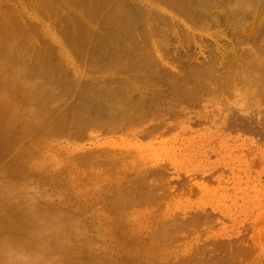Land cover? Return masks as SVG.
<instances>
[{
	"label": "rangeland",
	"instance_id": "1",
	"mask_svg": "<svg viewBox=\"0 0 264 264\" xmlns=\"http://www.w3.org/2000/svg\"><path fill=\"white\" fill-rule=\"evenodd\" d=\"M50 1H51L52 7H51V9L48 10L49 12L44 7L43 8H41V7L37 8L36 7L37 9H39V10L35 9L36 11H39L37 13L35 10H33L34 8H31L32 6L30 7L31 3L29 4V6L27 5L28 2H30L29 0H12V2L7 1V0H0V2H1L0 8L1 9H4V7L10 8L12 11H10L9 9L8 10L10 12H12L14 15L18 16L19 22H22L21 24H23L22 25L23 27H26V29H25L26 30V36H28V37H24L25 41H24V39L20 40L21 42L17 41V43H21L20 45L18 44L20 53L23 49V46L26 45L25 49L23 50L24 53H21L22 54L21 55L19 52H17L18 54L15 53V55H18V57L14 55L13 59H11L13 56V54H12L9 57L10 59H8L11 61L14 60L11 65H9L11 63V61L8 62L9 64H7V61L5 62V65L7 64L8 66L13 67V68L9 67L10 69L7 70L8 69L7 65L4 66V71L7 68L6 69L7 72H5V73L8 74V72L10 71L9 74H11L13 72V73L18 75L17 76L13 73L11 74L12 79H13V75H15L13 81H15V78H16L17 82H14V83L12 82L11 84L9 83L11 86L10 87L11 89L8 92L9 93L8 95H10L13 99H15L17 101V103L12 105L13 109L11 108V106L9 107L10 109H9L8 113H13V114L16 113L17 115L19 114L18 115L19 118L24 117L23 119H27L28 114L26 112H28V113L36 112L38 114V113H40V109H41V116L38 115L37 118H34L32 120L29 119L28 120L29 122H26V123H24L25 120L19 124H18V121H16L17 123L16 122H10L6 127L8 131H10L16 135L19 134V135L15 136V137H17L15 140H18L17 141L18 144H17V142L13 141V142H15L16 146L14 144L13 145L15 146L17 152H18V150H21V151L25 150L27 152L28 150L33 148L34 152L37 151L39 156L41 158L43 157L44 161H46L45 166H43V168L46 169L47 171L43 170L41 167H38V165L37 166L36 165L27 166V165L23 164V166H22L19 164L20 166L18 167L17 171H13V170L7 171L4 175H0V191H1V193L3 192L2 194H0V196L4 195L6 198H8L6 201V199L3 198L4 196L0 197V198H3L0 201L1 202L3 201L4 203L6 202L5 204L7 206L9 205V208H10V209H5L6 212L11 213L14 211V213L16 214L15 211L25 209L23 212L25 214H23L24 216L22 215V218H24L25 216H27V217H25L23 220L21 218V221H23V222H19L20 219L15 218L16 217L15 214H14L15 215V217H14L15 221L13 220L14 222L18 221L17 223H19V224H21V223L28 224V228H30V229H27V231L26 230L24 231L25 237H27V235H28L29 238H32L35 240V238L38 239L42 235H45L46 237H49L45 240V242L48 243L49 241H51L53 243V239L50 236V234L52 231H54L53 230L54 228H56L57 226H60L61 224H64V225H61L63 227L65 225L68 226L69 224H74V223H72V221H63V222L60 221L59 224L58 223L56 224L54 222V219H53L54 216H56V215L61 216V215H59V213L60 214L64 213V214H62L63 216L68 215V216H70V218H73L74 221L79 220V219H84V220L86 219L85 222L87 223L88 229H90V230H88L89 235H92V236L95 235L96 236V231L99 230L101 232L102 229L104 228V230L102 231L103 233L101 232L102 233L101 237L96 236L97 239L100 238V239H98V240H100V242H97L98 240H96V241L94 240V242H93V240H92V244H91L92 248L89 246L86 250V251H89L90 253L87 252V255H88L87 256L85 253L86 251H85L83 253L82 258L89 257V255H90L89 258L94 256L93 258L96 257L95 259H97L98 255H100L101 253H104V255L107 258H110V262L105 263V264H110V263L121 264V262H124L123 260H125V259L127 261L128 257L127 258H123V257L121 258V255H125L124 251L126 252V247L128 245L127 242L130 243L131 240H133L135 238L134 236H138L137 238H139V237L143 238V240L145 241V239L146 240L148 239L147 238L148 237L147 232H149V229H155L158 227H161L164 229L166 228L165 229L166 232L169 233L168 234V237H169L168 240L169 241L166 242L164 248H160V251H162V253H163L162 255L164 256L163 257L164 258L163 259L164 264L165 263L166 264H182V262L184 264H187V262H188V264H190L191 262L189 263V259L191 256H192L191 258H193V259L192 260L190 259V261L194 262V260H195L194 264H201V261H204V260L207 261V259L209 261V258L217 259V256H218V259H217L218 262H216L217 264L218 263L220 264V262H223V263L225 262L224 264H228V263L229 264H231V263L232 264H263L264 260H262V259H264V139H263L264 133H262V132H264V101H263L264 95H260L261 97L256 96L255 92H254V86L252 87V85H249V84L252 82V80H250V79L254 78L258 72L260 73L262 71V70L260 71L261 68H258V67L261 66L262 68H264V65H259L258 67H254L255 64L253 65V63H255L259 59L258 56H255L259 53H257V51H253L254 46H256V44H257V46L259 47V49H257L258 47L256 46L257 48L255 47V50H259V51H261L262 49L264 50V47H262V49L260 50V47H261L260 44L264 43V39H263L264 38V34H263L264 33L263 32L264 18L257 20V18L260 15L262 17H264V7H262V6H264V0H262L263 2L261 0H258V1L253 0L254 1L253 6L255 4H258V6L260 5L259 9L256 8V7H258L257 5L254 6L255 10L258 9L257 12L256 11L254 12V8L252 9V7L250 9H246L245 7H243L244 5H242V7H241V5L237 4V2H240V4H241L240 0H234V1L231 0V2H230V0H220V1L219 0L218 1L217 0H200V1L199 0H175V1L174 0H171V1L170 0L169 1L168 0H164V1L163 0H160V1H158V0H103V1L102 0H50ZM89 1H90V3L96 2L98 4H95L94 9L93 8L90 9L88 6V5H90ZM169 2L173 4V5L170 4L168 6L169 8L170 7L174 8L175 6L179 5L180 7L183 6L182 8L186 13H188V12L193 13V15L190 14V15H192L190 17L193 18V21L196 22L195 23L196 25H193L194 24L193 21H191V23L189 21H187L183 16L179 17V15H177V13L179 14V12L176 11L175 8L174 9L171 8L170 9L171 11H170L167 7V4H169ZM188 2H191V3H188ZM192 2H194V3H192ZM261 2L263 5L261 4ZM161 3H162V5H161ZM192 4L194 6H192ZM233 4H235V5H233ZM97 5H98V7H97ZM164 6L166 9L164 8ZM230 6L231 7L233 6V8L237 6L236 7L237 9H239V7H241L239 10H242V8L243 9L245 8V11L250 10L251 12L250 11H247V12L239 11V12H237V10H236L237 14H234V12H235L234 11L233 16H232L231 11H233V9ZM205 7H207V8H205ZM260 7H262V11H261ZM40 9L42 11L45 10L48 13H46L45 11H43V12H45V13H43ZM164 9L166 12H168V14L164 11ZM173 10H175V11H173ZM169 11L171 13H173L174 15H171V13ZM157 12H159V13H157ZM89 13H90V15H89ZM255 13H257L256 14L257 16H254ZM116 14L120 17V19L122 21L121 24H119L118 21H116V17H115ZM235 15H236V17H235ZM237 15L239 16L240 19L237 18ZM249 15H251V16H249ZM176 16H177V18H176ZM200 16H202L203 18ZM218 16H219V20H218ZM229 16L232 19L233 18L234 19L232 20ZM261 16L259 18H261ZM169 17L173 21H171V19ZM182 17H183V19H182ZM227 17H229V18H227ZM178 18H179V20H178ZM200 18L204 21H202V20L199 21ZM149 19H150V21H148ZM151 19H152V21L156 20L155 23H157V22L158 23L155 24L154 22L151 21ZM184 19L186 20L187 24H185ZM220 19H221V21H220ZM227 19L229 21H227ZM239 20L242 21L241 25H242V27H244V28L241 27L240 29H238L240 32L235 30L237 28H236V26H234V25H237L234 22H238ZM243 20L247 21V22L245 21L244 25H243V22H244ZM168 21H169V23H168ZM256 21H257V23L260 24L261 27H259V24L256 25V27H258V28L255 27ZM148 22L152 23L153 25L155 24V25L153 26L152 24H149ZM188 22L190 23V25H188L189 24ZM201 22H202V24H201ZM71 23H72V25H71ZM198 23H199V27H197ZM227 23L230 26H228ZM231 23L233 24L232 26H231ZM209 24H211V25L209 26ZM75 25H76V27H75ZM149 25H151V26H149ZM166 25H168V26H166ZM176 25H179V26H176ZM200 25L202 26V28ZM213 25H215V27ZM253 25H254V28H256L255 30L257 31V33L255 32V34H254V32H250L247 29V28L253 27ZM163 26L166 27L165 30H162V29H164ZM190 26L191 27L194 26L193 28H195V29L191 28ZM207 27H208V29H207ZM228 27H229V29H228ZM197 28H200V29H197ZM209 28H211L212 30ZM231 28H232V30L235 28L234 29L235 33H234V31L231 30ZM158 29L161 32H159ZM244 29L248 30L247 37H249L251 40L246 37V34H244V32H245ZM257 29H259V30H257ZM149 30H150V32H149ZM172 30H174V31H172ZM65 31H66V33H63ZM151 31H152V33H151ZM229 31L231 32V34ZM236 31H237V33H236ZM67 32H69V35ZM241 32H242V35H240ZM165 33H166V35H164ZM249 33H251L252 36L251 35L249 36ZM42 34H43V36H42ZM62 34L63 35L65 34V36H63ZM120 34H121V36H120ZM237 34L239 35V37H241V38L245 37L247 39L243 38V40L241 41V38H239V40L242 42L241 43L240 41H238V38H237L238 36H236ZM257 34L258 35L260 34L259 35L260 37ZM261 35H263V36H261ZM91 36H92V38H91ZM165 36H168V37H165ZM157 37L159 40L157 39ZM191 37H193L194 39ZM216 37H218V38H216ZM252 37H254V38H252ZM27 38H28V41H27ZM235 38H237V39H235ZM168 39H171V40L169 41ZM256 39L259 42L255 41ZM231 40H234V41L231 42ZM57 41H59V42H57ZM23 42L25 45H23ZM26 42H27V44H26ZM167 42H169V43H167ZM164 43H166V44H164ZM91 44H93V45H91ZM88 45H89V47H88ZM94 45H96V46H94ZM153 45L156 47H154ZM20 46H22V48ZM29 46H31V48L32 47L35 48V51L33 48L31 49ZM162 46H164V47H162ZM262 46H264V45H262ZM108 47H109V49H108ZM228 47H229V50H228ZM237 47L239 48V50H237L238 49ZM20 48H21V51H20ZM45 48H47V49H45ZM214 48H216V49H214ZM42 49H44V51ZM117 50H119V51H117ZM29 51H31V52H29ZM45 51H46V53H45ZM33 52H34V54H33ZM38 52H40L39 54H41V52H42L43 56L39 55ZM48 52L51 54H49ZM109 52H111V53L109 54ZM186 52H187V54H186ZM217 52H218V54H217ZM242 52L245 55L251 54L250 57L248 56V59H247V57L245 58V59H247L246 63H243V62H245V61H243V59H244L243 57L245 55ZM247 52H250V53H247ZM262 52L263 51H261V53ZM122 53H124V54H122ZM129 53H132V54H129ZM170 53L172 55H170ZM19 54L21 55V57ZM111 54H112V56H111ZM44 55H46V56H44ZM51 55L52 56L54 55L55 58H53V57L51 58ZM58 55L63 57L64 59H61V57H58ZM103 55H104V59H102ZM23 56H24V58H23ZM40 56H41V59H40ZM47 56H49V57H47ZM138 56L139 57L145 56V58H144V60L141 58L139 60V61H141V63L136 64L137 67H136V65H134L132 68L131 64L134 63V60H135L134 58H137ZM221 56H223V57H221ZM66 57L67 58L69 57L71 61H68L69 58L67 59ZM73 57H75L74 58L75 60L73 59ZM108 57H113V59L109 58V60H108L107 59ZM170 57L174 58V59H171ZM232 57H234V59L236 58L235 60L234 59L232 60L233 62L231 61ZM42 58H43L44 62H43ZM59 58H60V60H59ZM130 58H131V62H130ZM175 58H177L178 60ZM211 58L212 59L214 58L213 59L214 61ZM15 59L19 63L21 60L23 61L22 63H20V66H19V64H17L18 62L15 61ZM19 59H20V61H19ZM45 59L47 60L46 62H45ZM215 59H217V60H215ZM237 59H238V61H237ZM253 59L255 62L253 61V63H249V61L251 62ZM40 60H41V62H40ZM100 60H104V61L107 60L106 62L102 61V63L104 62L106 64H104V63L102 64L100 62ZM210 60H212L213 62ZM76 61H78V62H76ZM214 62H216L217 65H216V63L213 65ZM23 63H24V65H21ZM25 63H27V64H25ZM45 63H47V64H45ZM48 63H50V64L48 65ZM127 63H129L130 65L127 66L126 65ZM206 63H207V65H206ZM36 64H38V66ZM98 64H100V65L98 66ZM185 64H187V65H185ZM194 64L196 65L195 68L192 67V66H195ZM34 65H36V67ZM44 65H46L47 67L50 66L53 68V70L50 71V74H48L49 71L48 72L46 71L47 67ZM152 65L155 67H153ZM204 65L207 67H205ZM239 65H240V67L245 66V67H243L244 69L242 70V67L240 68ZM252 65H253V67H252L253 70L250 69L251 67L248 68L249 66H252ZM27 66L29 67V69L26 68ZM30 66H32L33 69L35 67L36 69H34V70L37 73L41 72V73L46 75V73H45V71H46L47 75H49V76H47L48 78L44 77V75L43 76L40 75L41 73H38V77L42 76V78L41 79L38 78V80H37V75H36V76H34L36 79H33V81H30L32 78H34L33 75H35L34 70H32V72H31L32 67H30ZM214 66L216 67V69L214 68ZM42 67L45 69H42L43 71L42 70L40 71V68H42ZM186 67H187V69H186ZM14 68H16V69L13 70ZM246 68L250 69V73L253 72L255 69H258V72L254 71V73H253L254 77H252V75H253L252 73L251 74L249 73L251 78L249 77L250 79H247L248 77H246V76H249V74H248L249 70H247ZM139 69H140V72H138ZM192 69H194V70L198 69L199 72H201L202 74H199L198 70L197 71L195 70V72L193 74H196V72H197V74H196L197 77H195V78L193 77L196 75H193L192 77H190L192 75L191 73L193 72ZM238 69L242 70V72L239 71ZM26 70H27V73H29V76H27L28 74L26 73ZM56 70H57V72H54ZM206 70H207V72H206ZM61 71H62V73H61ZM221 71H222V73H221ZM51 72L56 73L55 77H54V73L51 74ZM163 72H164V74H163ZM237 72H238V75L236 76ZM239 72H241V73H239ZM243 72H244V74H243ZM186 73H188V74H186ZM262 73L264 74V70ZM169 74H171V75H169ZM172 74H173V76H172ZM222 74H224V75H222ZM128 75H130V76H128ZM214 75H216V77L217 76H219V77L215 78ZM7 76L10 78L9 75H7ZM164 76H166L167 78ZM239 76H241V77L244 76V77L241 78ZM43 77H44V79H43ZM163 77L166 78L165 81H164ZM185 77H187V78H185ZM200 77H202V78H200ZM221 77H222V79H221L222 82L219 81V78H221ZM235 77H239V80H237ZM139 78H141L142 82L140 81ZM179 78H180V80H179ZM4 79L6 81L8 80V82L10 80H12V79H8L5 77H4ZM23 79H24V81H23ZM27 79H29L28 81L30 83L27 82ZM42 79H43V82H41ZM47 79H49V80H47ZM212 79H214V80H212ZM215 79H218V80H215ZM233 79L236 81H234ZM241 79H243V81ZM254 79H253V81H254ZM50 80L51 81L54 80L53 81L54 83H52V84H54L53 86H52V84H50L51 83V82H49ZM181 80H182V84L184 83L185 85L184 84L180 85V88L181 87L184 88V86H186L187 91L192 90L195 93H197L200 90L199 88L202 87L203 92L201 90L198 92V94H199V97H201L202 94H203V96H202V98H199L198 94H196L195 99H192V100H191V97L189 96L190 101L188 99L187 102H186V100H185V102L183 101L185 98L183 100H180L181 102L179 100H177V101H179L180 105L176 104L177 102L174 103L175 101H173L172 102L173 105L171 103L170 105H172V106L170 107V105H169V107H168L167 106L168 105V102H167L168 98L167 97L170 96L169 91H171L172 88H175V87H172V85L174 83L180 82V84H181ZM224 80H228V81H224ZM21 81H23V82H21ZM25 81L27 83H25ZM134 81H136V82H134ZM152 81L155 84L154 83L152 84ZM183 81H185V82H183ZM245 81H246V85H244ZM248 81H249V83H248ZM31 82L32 83L35 82L34 83L35 87L33 86V84L31 85ZM40 82H41V84H40V86H38ZM48 82H49V84H48ZM164 82L166 84L164 86H162L164 84ZM256 82L259 83L261 81L258 80ZM20 83L25 84V85H22ZM37 83H38V85H37ZM112 83H115V84H112ZM223 83L224 84L227 83V84L224 85ZM257 83H256V85H258ZM27 84H29L31 86L29 87V85H27ZM192 84L194 86H192ZM48 85L51 87H46ZM67 85L68 86L70 85L71 87L70 86L67 87ZM198 85H200V87H198ZM18 86H20V87H18ZM25 86L26 87L28 86L26 88V90H24ZM32 86L34 89H38V88L42 87L41 88L42 90L41 89L33 90V88H31ZM173 86H175V85H173ZM177 86H178V84H177ZM195 86H197L199 90H197V88ZM212 86H214V87H212ZM244 86H246V87H244ZM17 88L20 90L19 93H17L18 91L15 90ZM44 88L46 89V91L44 90ZM247 88L249 90H247ZM162 89L164 90V92ZM209 89H211V91ZM29 90H31V91H29ZM43 90H44L45 94L42 93ZM47 90L48 91L51 90V91L48 92ZM69 90H70V92H69ZM35 91L37 94L39 93L40 95L36 96L34 94ZM58 91L59 92L62 91V92H60L61 94ZM66 91H68L69 94L64 95V93H68ZM212 91H214V92H212ZM238 91L239 92L242 91V93H238ZM243 91L245 92V94ZM10 92H12V93L14 92L13 95L10 94ZM31 92H33V93H31ZM86 92H88V93H86ZM161 92H163V93H161ZM165 92H167V93H165ZM200 92H202V94ZM46 93H49V94H46ZM156 93H158L159 95H167L168 94L166 96V99H165V97H163V100L165 99L166 102L163 103L164 101H162V104H165L166 106L164 105V108L160 106L161 109L163 108V112L166 111L167 113L166 114L164 113V115H163V113L160 112L161 113V115H160L159 112L157 113V111H155V113L153 112V114H152V120H151V115L149 116V114L146 115L145 117H143L142 119H140L139 117L141 116V113L145 111L143 109V107L146 106L144 103H146V101H148L145 99H149V100L154 99V101H155L154 97H156ZM221 93H223V95ZM31 94L35 95L36 97L31 95ZM58 94L61 95L62 97L59 96ZM122 95L125 98H123ZM16 96H18V97H16ZM31 96L35 97L36 102H35V100L33 101V99H32L33 97L31 98ZM38 96H39V98H38ZM43 96L45 98L47 97L49 100L46 98L48 101L45 102ZM48 96H51V98ZM67 96H69L70 98H68ZM76 96L79 97L80 99L79 98L76 99ZM53 97H55L54 100L56 101V103H55V101H53V99H52ZM121 97L123 98V101H121V102L126 101L128 104H131V105L132 104L137 105L139 103H142L143 107H141L140 110L139 109L133 110L131 108L128 109L124 105L116 104L114 101L120 99ZM129 97H131V98H129ZM132 97H133V99L137 98V99H135L137 102L134 101L132 99ZM27 98H28V100H29V98H31L32 100L28 101ZM159 98H158V102L157 101L155 102L157 105H159V103H160ZM228 98H232V99H229L230 102H229ZM83 99H84L85 104L80 105L81 103H83ZM172 99H173V96H172ZM76 100H77L78 104L76 103ZM260 100H262V102ZM31 101H33V102H31ZM39 101L40 102L42 101V102L40 103ZM73 101H75L76 104ZM133 101H134V103H133ZM72 102H73V104H72ZM27 103H29L30 105H33V106L35 104V108L33 106H30V105H29L30 106V108H29ZM155 103H150L149 107L154 108L156 106ZM194 103H196V104H194ZM261 103H263V104H261ZM17 104H18V106L20 105L21 108L23 106L22 111L19 110L21 108L18 107ZM72 105H75L76 107L78 105L79 109L76 107L74 109V106L72 107ZM80 106L83 108H81ZM179 106H180V108H179ZM71 107H72V109H71ZM85 107L87 110L85 109ZM124 107H126V108H124ZM15 108L16 109L18 108V109L16 110ZM28 108H29V110L27 111ZM36 108H39V109H36ZM80 108H81V110H80ZM121 108L123 110H121ZM168 108L170 111H171V109L173 110V108H176V110L173 111L174 112L173 115L172 114L168 115V113H170V112H168ZM4 110H6V111H4ZM13 110H15V112ZM18 110H19V112H18ZM55 110H58L57 113ZM73 110H75V111H73ZM78 110H80V111H78ZM43 111L44 112L47 111V113L46 112L44 113ZM83 111H86V112H83ZM96 111H97V113H96ZM113 111H114V114H113ZM250 111H252V113H254V114H252ZM63 112H64V114H61ZM71 112H72V114H71ZM87 112L89 114H87ZM1 113H2V111H1ZM6 113H7V109H3L2 114H6ZM243 113H245L246 115H244ZM247 113L249 115H247ZM74 114H75V116H74ZM93 114H100L102 116L103 115H110L113 117L119 116L120 122L113 127H110L109 124H102V125L95 126L93 123H86L87 116H94ZM65 115H67V116H65ZM236 115L239 118L236 117ZM245 116L247 119L243 118ZM39 117H41L40 120L42 122L38 121ZM66 117H67V119H64ZM61 118L64 119V122L62 121ZM47 119H48L49 123L46 121ZM232 119H234L233 120L234 122L232 121V123H231ZM238 119L239 120L241 119L240 122ZM51 120H54V122ZM57 120L61 123H59ZM235 120L238 122H236ZM67 121L69 122V124ZM70 121H73V123ZM53 123H55V124L58 123L56 125L57 129L54 128L55 124L53 125ZM63 123H67V126ZM164 123L166 124L165 126H164ZM230 123H231V125H230ZM27 125H28V127H27ZM68 125H69L71 130L69 128L67 129ZM161 125H162V127H161ZM48 126L54 128L52 133L55 132L54 133L55 135L60 133L58 135L59 138L51 133L50 130L52 128H50ZM61 126H63L64 128ZM154 127H155V129H154ZM41 128H43V129L46 128L47 132L45 131V129L43 132L42 131L43 129H41ZM58 128H59V130H58ZM108 128L110 129V132H109ZM16 129H17V133H15ZM65 129H67V131ZM26 130L28 132H26ZM107 130H108V132H107ZM234 130H235V132H234ZM48 131L52 135H50ZM45 132H46V134H45ZM57 132H59V133H57ZM64 132H67L70 135H68L67 133L64 134ZM72 133H74L75 135L74 134L72 135ZM243 133H246V134H243ZM48 135H50V136H48ZM76 135L78 137H75ZM19 136H20V138H19ZM47 136L50 139H48ZM22 137H25V138H22ZM72 138H74V139H72ZM5 143H8V142H5ZM5 143L0 144V151H2V152H5L6 151L5 149H7L6 146H8V144H5ZM37 144H38V146H37ZM2 145H4V147ZM45 146H47V147H45ZM104 147H106V149ZM36 148H38V149H36ZM94 148H95V151L98 153L99 158H98V155H95V151L93 150ZM107 150L109 152H107ZM62 151H64V152L62 153ZM88 151L89 152L92 151L94 153L95 157L93 156L92 152L90 154ZM102 151L103 152L106 151V154H105V152L101 153ZM2 152H0V156L3 154ZM87 152H88V154L85 155V153H87ZM59 153H61V156ZM76 153L79 154V156ZM83 154L85 155L84 157H82ZM43 155H45V156H43ZM47 155L48 156L50 155V156L48 157ZM54 155L57 156V160H56ZM76 156L78 158H76ZM53 157L55 159H53ZM64 157H69L70 161L68 158H66V159H68L66 161V159ZM80 157H82V158L80 159ZM7 158L4 159L6 162L9 160H13V162H15L16 160H19L18 162L20 163V159H18V157H16L17 159L16 158L15 159L14 158L7 159ZM59 158H61V159H59ZM85 158H87L88 160L87 159L85 160ZM49 159L52 160V162ZM89 159H90V161H89ZM59 161H61V163ZM74 161H76V162H74ZM58 162L60 165L57 164ZM84 162H85V164H84ZM111 162H112V165H109V163H111ZM1 163H0V169L5 164L3 162H1ZM86 163H87V165H86ZM88 164H90V165L88 166ZM85 165H86V167H85ZM25 167H26V169H25ZM27 167H31V169H28ZM37 167L41 171L39 169H36ZM54 167H56V168H54ZM22 168H24L23 169L24 173H27L29 171L27 177H26L27 174L22 173L23 172ZM53 168L57 172L55 170H53ZM73 168H75V169H73ZM79 168L82 170H80ZM72 169H73V171H72ZM96 169H97V171H96ZM31 170H32V172H31ZM70 170L73 173L71 172V174H70L69 173ZM87 170L88 171L91 170V171L88 172ZM115 170H116V172H115ZM110 171L113 172V174ZM166 171H167V173H166ZM88 173H90V174H88ZM73 174L75 176H77V177H75L76 179L73 178V176H74ZM121 174H123V175H121ZM154 174H157V175H154ZM162 174H164V175L162 176ZM18 175H19V177H18ZM103 175L109 176L108 177L109 181H108L107 177L104 178L105 176L103 177ZM136 175H138V176H136ZM8 176H10V177H8ZM36 176H38V177H36ZM119 176H120V179H119ZM122 176H124V177L128 176V178H124ZM166 176H167V178H165ZM54 177H56V178H54ZM60 177H61V180H60ZM65 177H66V179H65ZM101 177H102V179H100ZM16 178H18L20 182L23 180V182H22L23 185H21V183H19V181L17 182ZM32 178L33 179L35 178V179L33 180ZM40 178L42 179L41 181H40ZM12 179H13V181H12ZM14 179H16V180H14ZM36 179H39V180H36ZM44 179H46V180H44ZM105 179H107V180H105ZM129 179L130 180L132 179L134 181V183L132 180L130 181ZM51 180H52V182H51ZM64 180H66V181H64ZM68 180H70V182ZM71 180H73V181H71ZM97 180L100 182H98ZM101 180H105V182L103 181L104 182L103 183ZM1 181L4 183H2ZM11 182H12V185H11ZM25 182H27V183H25ZM40 182H42V184ZM117 182H118V184H117ZM130 182L132 185L129 184ZM16 183L19 184V186L21 185L20 188ZM166 183H168L169 185ZM33 184L35 185V187H37L38 190H36L35 188H34L35 191L29 190L30 189L29 186H32V189H33V186H34ZM68 184H70V185H68ZM122 184H124V185H122ZM125 184H127L126 185L127 188L129 187L128 188L129 191L125 187ZM143 184H144V186H143ZM71 185H72V187L69 188ZM6 186L9 189L11 188V190H12L11 194L9 193L10 192L9 189H8L9 190L8 193H7V191H5L6 188L4 189V187H6ZM43 186L47 187V188L45 189V188H43ZM106 187H109V188H106ZM179 187H181L182 189ZM110 188H112V189H110ZM50 189H51V191H50ZM175 189H178V190H175ZM117 190H118L119 194H121L120 197L123 194L127 196L128 193L130 191H132L131 193H137V194L142 192L143 194L146 195L147 198L146 197L145 198L144 197L138 198V199H140V201L138 203L127 205L125 202H123V201H125V199H124L125 196L123 195L120 199V197L117 196V195H119L118 192H116ZM123 190H124V192H123ZM143 190H145V191H143ZM18 191H20L21 193L25 191L26 193L24 192L20 196V192H18ZM13 192H14V194H16L17 192L19 194L17 193L18 195H15L12 197L11 195H14ZM106 192H107V194H106ZM5 193H6V195H5ZM29 193H30V196H33V199L27 195ZM35 193L38 196L40 195L42 200ZM24 194H26L25 195L26 197L24 196ZM31 194H33V195H31ZM80 194H81V196H80ZM65 195H70V196H65ZM149 195H151L152 198H150ZM51 196H52V198H51ZM79 196H80V198H79ZM185 196H187V197H185ZM9 197L11 198L10 200H9ZM15 197L19 198V200L17 201ZM34 197L37 200L36 203H34L35 202ZM55 197L56 198L59 197L60 199L57 198V200H56ZM20 198L22 201H24V202H22V204L20 202L21 201ZM46 198H48L52 202L47 199L48 202L46 203ZM67 198H68V200H67ZM77 198L79 201L77 200ZM27 199L29 200L30 203L28 201H25ZM30 199H31V201H30ZM102 199H104V200H102ZM54 200H55V202H54ZM61 200H63V201H61ZM75 200L77 201V205H75V203H76ZM15 201L20 202V203H17ZM117 201L119 202V204L121 206L120 205L118 206ZM26 202H28V203H26ZM31 202H32V204H35L38 207H40L44 203V205H46L45 206L46 209H44L45 207L44 208L42 207L44 210H42V208L39 209L38 207L33 206L31 204ZM38 202H39L40 206L37 205ZM49 202H51V203H49ZM56 202H57V205H56ZM12 203H13V205H12ZM66 203H68V204H66ZM78 205L79 206L81 205L79 209H78V207H79ZM86 205H87V207L88 206L90 207V208L89 207L87 208L88 211H85V210H87ZM49 206H51V207H49ZM74 206H75V208H74ZM95 206H97V207H95ZM48 207L50 209H48ZM53 207L55 208V211H57V212L54 211ZM93 207L95 209L92 210ZM118 207H120V208H118ZM81 208H83V209H81ZM111 208H114L115 210L111 209ZM116 208L121 209V211H119L120 213L118 212L119 214L118 213L116 214V212H114V211H117ZM133 208H136V209H133ZM58 209H60V210H58ZM103 209H104V211H102ZM195 209H197V210H195ZM10 210H13V211H10ZM45 210H46V212H44ZM50 210H51V212H53L52 214H51V212L50 213L47 212ZM72 210H73V212H71ZM74 210H75V212H74ZM111 210H113V211H111ZM189 210H190V212H189ZM90 211H91V215L94 211H95L94 212L95 214L93 213V216H90V214H88V213H90ZM197 211H198V213H197ZM40 212H41V215H40L41 217L38 215V213L40 214ZM66 212H68L69 214H67ZM101 212H103V214H101ZM32 213H37L38 216L34 219H30V221H27V218H29V216H30L28 214H32ZM42 213H44V214H42ZM82 213L84 215H82ZM104 213H105V215H104ZM206 214H207V216H206ZM12 215H13V213H12ZM42 215L43 216L45 215V216L42 218ZM46 215L47 216L49 215L48 216L49 220H46L48 218ZM85 215H88L89 217H87ZM95 215H96V217H94ZM100 215H101L102 219L100 218ZM114 215H117V217H118L117 221H116L117 217H115ZM51 216H53V218ZM109 216H110V218H109ZM148 216L151 217V219ZM153 216H155V217H153ZM187 216H188V218H187ZM97 217H99V219H97ZM193 217H194V219H193ZM105 218L107 220H105ZM16 219H17V221H16ZM212 219H214V220H212ZM50 220H51V222H49ZM98 220H99V223H98ZM101 220H103V221L101 222ZM182 220H183V222H182ZM185 220H188V221L190 220V221L188 222ZM111 221H113V222L115 221V222L113 223ZM120 221H122L123 224H122V222L120 223ZM201 221L203 222V224ZM14 222H12L13 228L17 226V223L14 224ZM94 222H96V223H94ZM139 222L142 224H140ZM193 222H195V223H193ZM34 223H35V225H34L35 227L32 225ZM102 223H103L104 227L102 226ZM106 223H108L109 226H107L108 224H106ZM175 224H177V225L175 226ZM165 225H167V226H165ZM178 225H180L181 227H179ZM100 226L103 228H101ZM147 227H150V228H147ZM188 227H190V228H188ZM216 227H218V228L216 229ZM39 228L42 232L39 230ZM43 228L47 232L45 230H43ZM110 228H112V229H110ZM35 229H37L41 233H39ZM105 229H107L108 231ZM114 229H116V230H114ZM226 229L228 230L227 233H229V234L226 233ZM30 230H31V232L35 230V232H32V234H31ZM117 230H118V232H117ZM112 232L113 233L115 232V234H114L115 236L112 235L113 238L109 234ZM28 233H30V234H28ZM33 233H35L34 234L35 238L33 236ZM90 233H93V234H90ZM106 233L108 235H106ZM22 235L20 236V238H22ZM130 235L131 236L134 235V236L131 237ZM117 236H119V237H117ZM127 236H129V238ZM5 237L6 236H4L3 238H5ZM107 237L109 238L108 241H107ZM189 237H191V238H189ZM224 237H226V238H224ZM121 238H123V239H121ZM242 238L247 240V242L245 240H243ZM104 239L106 241H104ZM112 239H113V241H112ZM1 240H2V238L0 237V256H1V251H2V254L3 253L8 254V252H10L13 254V257H15V255H17L19 258H21V254H22V256L24 255L22 252H20V254H19V251H17V253L20 255L19 256L18 254H16V250H14V252H13L12 249L9 250L6 247L4 249V246L1 244ZM102 241L105 243V244L103 243L104 245L101 244ZM114 241H115V243H114ZM221 241H223V243H221ZM230 241H232V242H230ZM242 241H245V242H242ZM51 242H49V243H51ZM199 242L201 243L200 245H199ZM207 242H208V244H207ZM212 243H214L216 247ZM234 243H236V244H234ZM238 243L241 245L238 246ZM95 244H96V246H95ZM98 244H100V245H98ZM203 244H205L207 246L204 245L202 247ZM105 245H108V246H105ZM119 245H121V246H119ZM231 246H233V247H231ZM94 247H98V248H94ZM213 247H215V248H213ZM121 248H122V251H121ZM198 248H199V250H198ZM229 248H230V250H228ZM233 248H234V250H233ZM97 249H98V251H97ZM214 249H216V250L213 251ZM223 249H224V252L222 251ZM231 249L233 251L232 253L229 252V251H231ZM259 249H260V252H259ZM6 250H7V252H6ZM207 250H208V252H207ZM33 251H35V250H33ZM29 252L32 253V251H29ZM193 252H196V253H193ZM199 252H201V254H199ZM205 252H207V253H205ZM210 252H212V253H210ZM10 253L8 254L9 256L11 255ZM136 253L137 252L134 251L133 255ZM218 253H219V255H218ZM6 254H4L0 258L1 262H2V260L4 261L2 264H8V260H4V258H6V257H4V256H6ZM196 254H197V256H196ZM211 254L213 256H211ZM133 255L129 256V258L131 260H134V259H136L137 261L145 260V259H143L144 255H142V254L140 255V256H142L141 258L139 255L137 256V258L133 257ZM193 255H194V257H193ZM24 256L22 257V259L25 258ZM118 256L120 259H122L121 262H120V259L118 258ZM207 256L208 257L210 256V257L207 258ZM221 256H223V257L221 258ZM11 257H12V255L10 256V258ZM13 257L9 261H12V259L15 261L16 258H13ZM18 257L16 259L17 261H19ZM196 257H198V258H196ZM93 258H91V259H93ZM205 258H207V259H205ZM95 259H93V260H95ZM175 259H176V261H175ZM197 259L201 260V261H199L200 263L196 262ZM29 260H33V259H29ZM29 260H28V262H29ZM211 260H213V259H211ZM14 261L11 263L9 262V263L13 264ZM180 261H181V263H180ZM1 262H0V264H1ZM28 262L25 261V263L22 262V264H27ZM32 262H34V261H32ZM32 262H30V263H32ZM114 262H117V263H114ZM207 262H204V264H208ZM210 262L211 261H209V263ZM32 264H36V263L34 262ZM191 264H193V263H191ZM211 264H212V262H211Z\"/></svg>",
	"mask_w": 264,
	"mask_h": 264
},
{
	"label": "bare ground",
	"instance_id": "2",
	"mask_svg": "<svg viewBox=\"0 0 264 264\" xmlns=\"http://www.w3.org/2000/svg\"><path fill=\"white\" fill-rule=\"evenodd\" d=\"M7 1H11L12 2V0H7ZM30 2H28V6H29V4H30V7L31 8H34L33 10H35V9H37L38 7H41V8H46L47 9V11L49 10V9H51V1L50 0H29ZM103 1V0H102ZM158 1H160V0H158ZM157 1V2H158ZM164 1V0H163ZM162 1V2H163ZM169 1V0H168ZM167 1V2H168ZM171 1V0H170ZM175 1V0H174ZM200 1V0H199ZM218 1V0H217ZM220 1V0H219ZM234 1V0H233ZM241 1V4H240V2H237V4H239V5H241V7H242V5H244L243 7H245L246 9H250L251 7H252V9L254 8V6L255 5H257L258 6V4H255L254 6H253V0H240ZM256 1H258V0H256ZM262 1V0H261ZM166 2V3H167ZM215 2V1H214ZM222 2V1H221ZM228 2V1H227ZM230 2H231V0H230ZM263 2V1H262ZM262 2H261V4H262ZM1 3V2H0ZM89 3H90V1H89ZM179 3V2H178ZM188 3H191V2H188ZM192 3H194V2H192ZM202 3V2H201ZM223 3V2H222ZM225 3V2H224ZM243 3V4H242ZM258 3V2H257ZM88 4V3H87ZM95 4H98V3H96V2H92V3H90V5H88L89 6V8L91 9V8H95ZM154 4V3H153ZM170 4H172V3H170L169 2V4H167V7L170 5ZM176 4V3H175ZM156 5V4H155ZM159 5V4H158ZM161 5H162V3H161ZM165 5V4H164ZM173 5V4H172ZM227 5V4H226ZM233 5H235V4H233ZM263 5V4H262ZM261 5V6H262ZM192 6H194L193 4H192ZM203 6V5H202ZM222 6V5H221ZM225 6V5H224ZM260 6V5H259ZM259 6L258 7H256V8H258L259 9ZM1 7V6H0ZM37 7V8H36ZM97 7H98V5H97ZM183 6H179V5H177V6H175L174 8L176 9V11H178L179 12V14L177 13V15H179V17L180 16H183L187 21H189L190 23H191V21H193V18L192 17H190V16H192L193 15V13H191V12H188V13H186L184 10H183V8H182ZM185 7V6H184ZM197 7V6H196ZM200 7V6H199ZM220 7V6H219ZM226 7V6H225ZM231 7V6H230ZM237 7V6H236ZM236 7H234L233 8V6L231 7L232 9H233V11H231L232 12V16H233V12H234V14H237L236 13V10H237V12H239V11H245V8L243 9L242 8V10H239L241 7H239V9H237ZM262 7H264V6H262ZM262 7H260L261 8V11H262ZM30 8V9H31ZM158 8V7H157ZM164 8H165V6H164ZM172 7H168V9L170 10ZM174 8H172V9H174ZM194 8V7H193ZM205 8H207V7H205ZM204 8V9H205ZM227 8V7H226ZM10 11H12L10 8H7V7H4V9H1L0 8V144H3V143H5V142H8V143H5V144H8V146H6V148L7 149H5L4 151L5 152H2V151H0V152H2L1 154V156H0V163L1 162H3V163H5L4 164V166L0 169V175H4L7 171H17L18 170V167L20 166V165H22L23 166V164H25V165H27V166H33V165H38V167H41L43 170H46V169H44L43 168V166H45V162L46 161H44V158L42 157H40L39 156V154L37 153V151L36 152H34V150H33V148L32 149H30V150H28L27 152L24 150V151H21V150H18V152H17V150H16V148H15V142H17L18 140H15L17 137H15V136H17V135H19V134H14V133H12V132H10V131H8L7 130V125L10 123V122H16V121H18V124L19 123H21V122H23L24 120H25V122L24 123H26V122H29L28 120L30 119V120H32V119H34V118H37L38 117V115L39 116H41V109H40V113H36V112H34V113H28V112H26L27 114H28V117H27V119H23V118H19V114L17 115L16 113H8L9 112V107L11 106V108L13 109V107H12V105H14L15 103H17V101L15 100V99H13L10 95H8L9 93V91H10V84L13 82H17L16 81V78H15V81H13L14 80V77H15V75H17V74H15V73H13V74H15V75H13V79H12V76H11V74H9V72H8V74L7 73H5V72H7V70H9L10 68H13V67H10V66H8L7 64H9L8 62L9 61H11V60H8V59H10L9 57L13 54V56H12V58L11 59H13V57H14V55H15V53L16 54H18L17 52H19V45L21 44V43H17V41L18 42H21L20 40H22V39H24V37H28V36H26V27H23L22 25L23 24H21L22 22H19V19H18V16H16V15H14L12 12H10ZM166 9V8H165ZM165 9H164V11H165ZM186 9V8H185ZM224 9V8H223ZM258 9L257 10H255V8H254V12L256 11H258ZM37 10H39V9H37ZM41 10V9H40ZM163 10V9H162ZM190 10V9H189ZM36 11V10H35ZM42 11V10H41ZM43 11H45V10H43ZM42 11V12H43ZM155 11V10H154ZM171 11V10H170ZM169 11V12H170ZM173 11H175V10H173ZM247 11H250V10H246L245 12H247ZM37 13L39 12V11H36ZM46 12V11H45ZM45 12H43V13H45ZM49 12V11H48ZM48 12H46V13H48ZM104 12V11H103ZM102 12V13H103ZM166 12V11H165ZM251 12V11H250ZM249 12V13H250ZM157 13H159V12H157ZM156 13V14H157ZM167 14H168V12H166ZM171 13V12H170ZM175 13V12H174ZM230 13V12H229ZM176 14V13H175ZM190 14H192V15H190ZM246 14V13H245ZM257 13H255V15L254 16H257L256 15ZM20 15V14H19ZM89 15H90V13H89ZM88 15V16H89ZM109 15V14H108ZM122 15V14H121ZM154 15V14H153ZM161 15V14H160ZM170 15V14H169ZM171 15H174L173 13H171ZM200 15V14H199ZM247 15V14H246ZM252 15V14H251ZM251 15H249V16H251ZM112 16V15H111ZM242 16V15H241ZM259 16V15H258ZM261 16V15H260ZM259 16V17H260ZM104 17V16H103ZM115 17H116V21H118V23L119 24H121L122 23V21H121V19H120V17L116 14L115 15ZM175 17V16H174ZM183 17H182V19H183ZM200 17H202V16H200ZM230 17V16H229ZM229 17H227V18H229ZM235 17H236V15H235ZM248 17V16H247ZM257 18V20L258 19H263L264 17H262L261 16V18ZM108 18V17H107ZM149 18V17H148ZM170 18V17H169ZM176 18H177V16H176ZM203 18V17H202ZM221 18V17H220ZM231 18V17H230ZM237 18H239V16L237 15ZM251 18V17H250ZM255 18V17H254ZM79 19V18H78ZM171 19V18H170ZM181 19V20H182ZM184 19V22H185V24H187L186 23V20ZM222 19V18H221ZM221 19H220V21H221ZM225 19V18H224ZM232 19V18H231ZM234 19V18H233ZM232 19V20H233ZM240 19V18H239ZM249 19V18H248ZM158 20V19H157ZM178 20H179V18H178ZM202 19L200 18V20L199 21H201ZM218 20H219V16H218ZM223 20V19H222ZM237 20V19H236ZM235 20V21H236ZM250 20V19H249ZM22 21V20H21ZM148 21H150V19L148 20ZM151 21H152V19H151ZM156 21V20H155ZM155 21H152V22H154L155 23ZM171 21H173L172 19H171ZM202 21H204V20H202ZM225 21V20H224ZM227 21H229L228 19H227ZM226 21V22H227ZM244 21V20H243ZM246 21V20H245ZM245 21L243 22V25H244V23H245ZM188 22V23H189ZM194 22V24L193 25H196L195 23V21H193ZM231 22V21H230ZM247 22V21H246ZM260 22V21H259ZM149 24H152V23H150V22H148ZM147 23V24H148ZM158 23V22H157ZM157 23H155V24H157ZM168 23H169V21H168ZM179 23V22H178ZM183 23V22H182ZM190 23L188 24V25H190ZM235 24H237V25H234V26H236V28L237 29H235V30H237L238 32H240L238 29H240L241 27H242V21L241 20H239L238 22H234ZM74 24V23H73ZM77 24V23H76ZM146 24V23H145ZM154 24V25H155ZM201 24H202V22H201ZM212 24V23H211ZM211 24H209V26L211 25ZM228 24V23H227ZM249 24V23H248ZM257 24H259V23H257V21H256V24H255V27H256V25ZM71 25H72V23H71ZM153 25V24H152ZM153 25V26H154ZM165 25V24H164ZM233 24L231 23V26H232ZM149 26H151V25H149ZM166 26H168V25H166ZM175 26V25H174ZM176 26H179V25H176ZM201 26V25H200ZM204 26V25H203ZM206 26V25H205ZM208 26V27H209ZM214 27H215V25H213ZM227 26V25H226ZM228 26H230L229 24H228ZM75 27H76V25H75ZM74 27V28H75ZM164 27V26H163ZM173 27V26H172ZM191 27V26H190ZM194 26H192L191 28H193ZM196 27V26H195ZM197 27H199V23H198V26ZM208 27H207V29H208ZM259 27H261L260 26V24H259ZM264 27V26H263ZM73 28V29H74ZM87 28V27H86ZM139 28V27H138ZM137 28V29H138ZM162 28V27H161ZM165 28L166 27H164V29H162V30H165ZM175 28V27H174ZM201 28H202V26H201ZM233 28V27H232ZM232 28H231V30H232ZM242 28H244V27H242ZM256 28H258V27H256ZM256 28H254V25H253V27H251V28H247L250 32H254V34H255V32L257 33V31L255 30ZM76 29V28H75ZM156 29V28H155ZM160 29V28H159ZM158 29V30H159ZM170 29V28H169ZM173 29V28H172ZM193 29H195V28H193ZM197 29H200V28H197ZM209 29H211V28H209ZM214 29V28H213ZM228 29H229V27H228ZM234 29L232 30V31H234ZM263 29V28H262ZM261 29V30H262ZM32 30V29H31ZM65 30V29H64ZM86 30V29H85ZM115 30V29H114ZM212 30V29H211ZM245 30V29H244ZM248 30H245V32H244V34H246V37H247V32H248ZM257 30H259V29H257ZM260 30V31H261ZM45 31V30H44ZM69 31V30H68ZM171 31V30H170ZM172 31H174V30H172ZM237 31H236V33H237ZM33 32V31H32ZM75 32V31H74ZM86 32V31H85ZM118 32V31H117ZM146 32V31H145ZM149 32H150V30H149ZM159 32H161L160 30H159ZM220 32V31H219ZM230 32V31H229ZM243 32V31H242ZM242 32H241V34L240 35H242ZM262 32V31H261ZM263 32H264V29H263ZM63 33H66V31L65 32H63ZM68 33V35H69V32H67ZM73 33V32H72ZM76 33V32H75ZM119 33V32H118ZM151 33H152V31H151ZM167 33V32H166ZM166 33L164 34V35H166ZM234 33H235V31H234ZM163 34V33H162ZM170 34V33H169ZM168 34V35H169ZM194 34V33H193ZM224 34V33H223ZM230 34H231V32H230ZM233 34V33H232ZM264 34V33H263ZM63 35V34H62ZM67 35V36H68ZM77 35V34H76ZM154 35V34H153ZM234 35V34H233ZM251 35V33H249V36ZM258 35V34H257ZM260 35V34H259ZM258 35V36H259ZM38 36V35H37ZM42 36H43V34H42ZM59 36V35H58ZM63 36H65V34L63 35ZM71 36V35H70ZM120 36H121V34H120ZM232 36V35H231ZM236 36H238L237 38H238V41H240L239 40V38H241V37H239V35L237 34ZM235 36V37H236ZM252 36V35H251ZM261 36H263V35H261ZM31 37V36H30ZM33 37V36H32ZM48 37V36H47ZM69 37V36H68ZM153 37V36H152ZM165 37H168V36H165ZM196 37V36H195ZM260 37V36H259ZM91 38H92V36H91ZM191 38H193V37H191ZM198 38V37H197ZM216 38H218V37H216ZM237 38H235V39H237ZM243 38H245V37H243ZM243 38H241V41L243 40ZM248 39H250L249 37H247ZM247 38H245V39H247ZM252 38H254V37H252ZM258 38V37H257ZM71 39V38H70ZM157 39H158V37H157ZM194 39V38H193ZM259 39V38H258ZM261 39V38H260ZM264 39V38H263ZM30 40V39H29ZM49 40V39H48ZM61 40V39H60ZM159 40V39H158ZM169 41L171 40V39H168ZM203 40V39H202ZM251 40V39H250ZM249 40V41H250ZM253 40V39H252ZM24 41H25V39H24ZM27 41H28V38H27ZM31 41V40H30ZM29 41V42H30ZM232 41H234V40H231V42ZM240 41V42H241ZM255 41H257V42H259L257 39L255 40ZM262 41V40H261ZM57 42H59V41H57ZM91 42V41H90ZM155 42V41H154ZM237 42V41H236ZM252 42V41H251ZM141 43V42H140ZM167 43H169V42H167ZM234 43V42H233ZM238 43V42H237ZM242 43V42H241ZM240 43V44H241ZM19 44V45H18ZM26 44H27V42H26ZM114 44V43H113ZM164 44H166V43H164ZM173 44V43H172ZM184 44V43H183ZM194 44V43H193ZM232 44V43H231ZM253 44V43H252ZM251 44V45H252ZM23 45H25L24 44V42H23ZM22 45V46H23ZM91 45H93V44H91ZM155 45V44H154ZM153 45V46H154ZM259 45V44H258ZM261 45V47H260V50L262 49V47H264V46H262V45H264V43H262V44H260ZM22 46H20L21 48H22ZM26 46V45H25ZM25 46H23V49H22V51H21V48H20V51H21V53H24V49H25ZM94 46H96V45H94ZM174 46V45H173ZM184 46V45H183ZM229 46V45H228ZM239 46V45H238ZM250 46V45H249ZM256 46H257V44H256ZM256 46H254V48H253V51H257V53H259V54H257V55H255V56H258L259 57V59L255 62L254 61V59L250 62L249 60V63H253V61L255 62V63H253V65L255 64V66L254 67H258L259 65H264V50L262 49L261 51H263L262 53H261V51H259V50H255V47ZM30 48H31V46H29ZM88 47H89V45H88ZM98 47V46H97ZM129 47V46H128ZM154 47H156V46H154ZM162 47H164V46H162ZM227 47V46H226ZM258 47V46H257ZM256 47V48H257ZM33 48V47H32ZM31 48V49H32ZM158 48V47H157ZM186 48V47H185ZM190 48V47H189ZM238 48V47H237ZM30 49V50H31ZM34 49V51H35V48H33ZM45 49H47V48H45ZM87 49V48H86ZM94 49V48H93ZM108 49H109V47H108ZM148 49V48H147ZM146 49V50H147ZM155 49V48H154ZM214 49H216V48H214ZM222 49V48H221ZM233 49V48H232ZM257 49H259V47L257 48ZM43 51H44V49H42ZM129 50V49H128ZM163 50V49H162ZM228 50H229V47H228ZM227 50V51H228ZM237 50H239V48L237 49ZM236 50V51H237ZM47 51V50H46ZM46 51H45V53H46ZM105 51V50H104ZM117 51H119V50H117ZM179 51V50H178ZM241 51V50H240ZM250 51V50H249ZM252 51V50H251ZM27 52V51H26ZM29 52H31V51H29ZM50 52V51H49ZM48 52V53H49ZM108 52V51H107ZM122 52V51H121ZM213 52V51H212ZM211 52V53H212ZM222 52V51H221ZM229 52V51H228ZM227 52V53H228ZM244 52V51H243ZM242 52V53H243ZM20 53V52H19ZM20 53V54H21ZM36 53V52H35ZM40 52H38V54H39ZM47 53V54H48ZM54 53V52H53ZM52 53V54H53ZM111 52H109V54H110ZM169 53V52H168ZM224 53V52H223ZM226 53V52H225ZM246 53V52H245ZM247 53H250V52H247ZM254 53V52H253ZM19 54V55H20ZM29 54V53H28ZM33 54H34V52H33ZM49 54H51V53H49ZM58 54V53H57ZM99 54V53H98ZM113 54V53H112ZM112 54H111V56H112ZM122 54H124V53H122ZM129 54H132V53H129ZM185 54V53H184ZM186 54H187V52H186ZM214 54V53H213ZM217 54H218V52H217ZM229 54V53H228ZM241 54V53H240ZM244 54V53H243ZM262 54V55H261ZM22 55V54H21ZM21 55H20V57H21ZM39 55H42V52H41V54H39ZM106 55V54H105ZM170 55H172L171 53H170ZM222 55V54H221ZM245 55V54H244ZM247 55V56H246ZM243 58V61H245V62H243V63H246L247 61V59H248V56L250 57V55H248V54H246ZM254 55V54H253ZM252 55V56H253ZM15 56H17L18 57V55H15ZM25 56V55H24ZM24 56H23V58H24ZM43 56V55H42ZM44 56H46V55H44ZM56 56V55H55ZM75 56V55H74ZM129 56V55H128ZM180 56V55H179ZM186 56V55H185ZM251 56V57H252ZM261 56V57H260ZM16 57V58H17ZM19 57V58H20ZM33 57V56H32ZM47 57H49V56H47ZM55 58L54 57V55L52 56L51 55V58ZM58 57H61V56H59L58 55ZM72 57V56H71ZM97 57V56H96ZM168 57V56H167ZM172 57V56H171ZM170 57V58H171ZM213 57V56H212ZM215 57V56H214ZM221 57H223V56H221ZM230 57V56H229ZM241 57V56H240ZM247 57V59H245ZM37 58V57H36ZM45 58V57H44ZM67 58V57H66ZM69 58V57H68ZM67 58V59H68ZM75 57H73V59H74ZM98 58V57H97ZM96 58V59H97ZM106 58V57H105ZM109 58H111V59H113V57H108L107 59L109 60ZM133 58V57H132ZM143 59L144 60V58H145V56H143V57H137V58H134L135 60H134V63L133 64H131V66H132V68H133V66L134 65H136V64H138V63H141V61H139L140 59ZM178 58V57H177ZM177 58H175V59H177ZM239 58V57H238ZM253 58V57H252ZM255 58V57H254ZM26 59V58H25ZM39 59V58H38ZM40 59H41V56H40ZM61 59H64L63 57H61ZM72 59V60H73ZM83 59V58H82ZM90 59V58H89ZM99 59V58H98ZM101 59V58H100ZM102 59H104V55H103V58ZM169 59V58H168ZM171 59H174V58H171ZM186 59V58H185ZM212 59V58H211ZM214 59V58H213ZM212 59V60H213ZM218 59V58H217ZM217 59H215V60H217ZM234 59V57H232L231 58V61ZM236 59V58H235ZM234 59V60H235ZM241 59V58H240ZM239 59V60H240ZM24 60V59H23ZM42 60H43V58H42ZM53 60V59H52ZM51 60V61H52ZM58 60V59H57ZM59 60H60V58H59ZM75 60V59H74ZM81 60V59H80ZM92 60V59H91ZM127 60V59H126ZM178 60V59H177ZM180 60V59H179ZM183 60V59H182ZM212 60H210V61H212ZM222 60V59H221ZM7 61V67H8V69L6 70L5 69V71H4V66H6L5 65V62ZM14 61V60H13ZM13 61H11V63L9 64V65H11L12 64V62ZM15 61H17L16 59H15ZM19 61H20V59H19ZM28 61V60H27ZM32 61V60H31ZM47 60L45 59V62H46ZM63 61V60H62ZM68 61H71L70 60V58H69V60ZM102 61H104V60H100V62L102 63ZM107 61V60H106ZM106 61H104V62H106ZM139 61V62H138ZM175 61V60H174ZM185 61V60H184ZM214 61V60H213ZM212 61V62H213ZM237 61H238V59H237ZM18 62V61H17ZM16 62V63H17ZM23 61L21 60L20 61V63H22ZM25 62V61H24ZM33 62V61H32ZM31 62V63H32ZM40 62H41V60H40ZM43 62H44V60H43ZM42 62V63H43ZM53 62V61H52ZM76 62H78V61H76ZM97 62V61H96ZM103 62V63H104ZM112 62V61H111ZM129 62V61H128ZM130 62H131V58H130ZM176 62V61H175ZM205 62V61H204ZM217 62V61H216ZM216 62H214L213 63V65L216 63ZM233 62V61H232ZM20 63L18 62L17 64H19V66H20ZM29 63V62H28ZM54 63V62H53ZM57 63V62H56ZM63 63V62H62ZM99 63V62H98ZM102 63V64H103ZM191 63V62H190ZM211 63V62H210ZM209 63V64H210ZM15 64V63H14ZM25 64H27V63H25ZM40 64V63H39ZM45 64H47V63H45ZM50 63H48V65H49ZM58 64V63H57ZM67 64V63H66ZM104 64H106V63H104ZM198 64V63H197ZM234 64V63H233ZM21 65H24V63L23 64H21ZM37 66H38V64H36ZM36 65H34L35 67H36ZM55 65V64H54ZM100 64H98V66H99ZM109 65V64H108ZM112 65V64H111ZM127 66L128 65H130L129 63H127L126 64ZM185 65H187V64H185ZM195 65V64H194ZM199 65V64H198ZM206 65H207V63H206ZM211 65V64H210ZM216 65H217V63H216ZM244 65V64H243ZM246 65V64H245ZM250 65V64H249ZM253 65L252 66H249L248 68H250V69H252L253 70ZM16 66V65H15ZM18 66V65H17ZM29 66V65H28ZM26 67V68H28L29 69V67ZM41 66V65H40ZM44 66H46V65H44ZM63 66V65H62ZM66 66V65H65ZM71 66V65H70ZM153 66V65H152ZM203 66V65H202ZM205 66V65H204ZM10 67V68H9ZM30 67H32V66H30ZM34 67V69H36ZM47 67V66H46ZM67 67V66H66ZM136 67H137V65H136ZM153 67H155V66H153ZM160 67V66H159ZM182 67V66H181ZM192 67H196V65L195 66H192ZM201 67V66H200ZM205 67H207V66H205ZM210 67V66H209ZM208 67V68H209ZM233 67V66H232ZM239 67H240V65H239ZM238 67V68H239ZM242 67V66H241ZM240 67V68H241ZM243 67H245V66H243ZM242 67V70L244 69ZM39 68V67H38ZM101 68V67H100ZM150 68V67H149ZM178 68V67H177ZM183 68V67H182ZM214 68L216 69V67L214 66ZM218 68V67H217ZM258 68H261L260 69V73L258 72V69H255L254 71H257L258 73H257V75L254 77V71L253 72H251L253 75H252V77H254V78H252V79H250L251 77H250V69H247V70H249V72H248V74H249V76H246V77H248L247 79H250V80H252V82L249 84V85H252V87L254 86V92H255V95L256 96H259V97H261L260 95H264V74L262 73L263 72V70H264V68H262L261 66L260 67H258ZM16 68H14L13 70H15ZM23 69V68H22ZM33 69V67H32V69H31V72H32V70H34ZM42 69H45V68H40V71L42 70ZM56 69V68H55ZM63 69V68H62ZM74 69V68H73ZM76 69V68H75ZM84 69V68H83ZM135 69V68H134ZM152 69V68H151ZM186 69H187V67H186ZM211 69V68H210ZM233 69V68H232ZM245 69V70H246ZM53 70V68L52 67H50V66H48L47 67V72H48V74H50V71H52ZM163 70V69H162ZM193 70V72L191 73L192 75L190 76V77H192L193 75H196L197 74V72H196V74H193L194 72H195V70L194 69H192ZM198 70V69H197ZM196 70V71H197ZM220 70V69H219ZM224 70V69H223ZM226 70V69H225ZM234 70V69H233ZM239 71H241L242 72V70H240V69H238ZM18 71V70H17ZM35 71V70H34ZM43 71V70H42ZM45 71V73H46V75L45 74H43V73H41V72H38V73H41L40 75H44V77H46V78H48L47 76H49V75H47V72ZM91 71V70H90ZM135 71V70H134ZM237 71V70H236ZM29 72V71H28ZM30 72V73H31ZM54 72H57V70L56 71H54ZM53 72V73H54ZM108 72V71H107ZM136 72V71H135ZM138 72H140V69H139V71ZM137 72V73H138ZM206 72H207V70H206ZM241 72H239V73H241ZM5 75H4V74ZM20 73V72H19ZM23 73V72H22ZM26 73H27V70H26ZM38 73L35 71V75H33V77L34 76H36L37 75V80H38V78H42V76H40V77H38ZM52 72H51V74H53ZM61 73H62V71H61ZM159 73V72H158ZM169 73V72H168ZM198 73L199 74H202L201 72H199V70H198ZM219 73V72H218ZM221 73H222V71H221ZM236 73V72H235ZM246 73V72H245ZM256 73V72H255ZM28 75L27 76H29V73H27ZM33 74V73H32ZM55 74L56 73H54V77H55ZM163 74H164V72H163ZM186 74H188V73H186ZM185 74V75H186ZM198 74V75H199ZM208 74V73H207ZM243 74H244V72H243ZM247 74V75H248ZM4 75V76H3ZM7 75H9L10 76V78L7 76ZM20 75V74H19ZM31 75V74H30ZM139 75V74H138ZM169 75H171V74H169ZM222 75H224V74H222ZM221 75V76H222ZM238 75V72H237V74H236V76ZM240 75V74H239ZM242 75V74H241ZM18 76V75H17ZM16 76V77H17ZM23 76V75H22ZM53 76V75H52ZM59 76V75H58ZM64 76V75H63ZM128 76H130V75H128ZM132 76V75H131ZM172 76H173V74H172ZM210 76V75H209ZM235 76V75H234ZM3 77V78H2ZM4 77L5 78H8V79H12V80H10L9 82H8V80L6 81L5 79H4ZM25 77V76H24ZM32 77V76H31ZM44 77H43V79H44ZM136 77V76H135ZM164 77H166V76H164ZM163 77V79H164V81H165V79L167 78H164ZM170 77V76H169ZM168 77V78H169ZM194 78L195 77H197V75L196 76H193ZM214 77L215 78H217V77H219V76H217L216 77V75H214ZM232 77V76H231ZM239 77H241V76H239ZM239 77H235L237 80H239ZM244 77V76H243ZM243 77H241V78H243ZM250 77V78H249ZM23 78V77H22ZM21 78V79H22ZM26 78V77H25ZM62 78V77H61ZM177 78V77H176ZM185 78H187V77H185ZM200 78H202V77H200ZM207 78V77H206ZM225 78V77H224ZM20 79V80H21ZM31 79V78H30ZM33 79H36L35 77L34 78H32L30 81H33ZM43 79H42V81L41 82H43ZM50 79V78H49ZM49 79H47V80H49ZM124 79V78H123ZM140 79V81H141V78H139ZM184 79V78H183ZM221 79H222V77L221 78H219V81H221ZM227 79V78H226ZM246 79V80H247ZM253 79H254V81H253ZM29 79H27V82H29L28 81ZM52 80V79H51ZM49 81V82H51L50 84H52V83H54L53 81ZM118 80V79H117ZM130 80V79H129ZM157 80V79H156ZM179 80H180V78H179ZM185 80V79H184ZM212 80H214V79H212ZM215 80H218V79H215ZM234 80V79H233ZM242 81H243V79H241ZM249 80V81H250ZM261 81V82H259V83H257L256 81ZM23 81H24V79H23ZM23 81H21V82H23ZM56 81V80H55ZM58 81V80H57ZM113 81V80H112ZM123 81V80H122ZM139 81V82H140ZM224 81H228V80H224ZM234 81H236V80H234ZM249 81H248V83H249ZM26 81H25V83H27ZM37 82V81H36ZM41 82L39 83V85H38V83H37V85L38 86H40V84H41ZM49 82H48V84H49ZM134 82H136V81H134ZM142 82V81H141ZM183 82H185V81H183ZM188 82V81H187ZM218 82V81H217ZM222 82V81H221ZM10 83V84H9ZM30 83V82H29ZM34 83L35 82H31V85L33 84V86H34ZM154 82L152 81V84H153ZM190 83V82H189ZM220 83V82H219ZM242 83V82H241ZM245 84L244 85H246V81L244 82ZM247 83V84H248ZM256 83L258 84V85H256ZM261 83V84H260ZM16 84V83H15ZM20 84H22V83H20ZM56 84V83H55ZM112 84H115V83H112ZM155 84V83H154ZM166 83L164 82V84L162 85V86H164ZM177 84H178V86H177ZM184 84V83H183ZM182 84V80H181V84H180V82H177V83H174L173 85H175V86H173L172 85V87H175V88H172L171 89V91H169L170 92V96H168L167 98H168V107H169V105L173 102V101H175L174 103H176V104H179V101L180 100H183L184 98V102H185V100H186V102L188 101V99H189V101H190V97H191V100L192 99H195V96H196V94H198V92L199 91H201L202 90V87H200V85H198V87H200L199 89H198V87L197 86H195L196 88H197V90H199L197 93H195L194 91H192V90H186L187 89V87L186 86H184V88L183 87H181L180 88V85H183ZM197 84V83H196ZM224 84V83H223ZM225 84H227V83H225ZM224 84V85H225ZM243 84V83H242ZM22 85H25V84H22ZM27 85H29V84H27ZM31 85H29V87L31 86ZM54 84H52V86H53ZM185 85V84H184ZM189 85V84H188ZM231 85V84H230ZM239 85V84H238ZM17 86V85H16ZM33 86L31 87V88H33ZM65 86V85H64ZM70 86V85H69ZM68 85H67V87H69ZM138 86V85H137ZM149 86V85H148ZM155 86V85H154ZM192 86H194L193 84H192ZM227 86V85H226ZM13 87V86H12ZM18 87H20V86H18ZM24 87V86H23ZM28 87V86H27ZM26 86H25V88H24V90H26V88H27ZM35 87V86H34ZM37 87V86H36ZM46 87H51V86H46ZM71 87V86H70ZM166 87V86H165ZM212 87H214V86H212ZM239 87V86H238ZM244 87H246V86H244ZM38 88V87H37ZM42 87H40V88H38V89H41ZM111 88V87H110ZM113 88V87H112ZM168 88V87H167ZM189 88V87H188ZM195 88V89H196ZM210 88V87H209ZM235 88V87H234ZM30 89V88H29ZM38 89H34L33 88V90H38ZM50 89V88H49ZM67 89V88H66ZM138 89V88H137ZM238 89V88H237ZM15 90H17L18 92L17 93H19V89L17 88V89H15ZM42 90V89H41ZM44 90L46 91V89L44 88ZM44 90H43V92L42 93H44ZM53 90V89H52ZM163 90V89H162ZM210 91H211V89H209ZM247 90H249L248 88H247ZM29 91H31V90H29ZM48 91V90H47ZM49 91H51V90H49ZM48 91V92H49ZM109 91V90H108ZM135 91V90H134ZM26 92V91H25ZM28 92V91H27ZM59 92V91H58ZM60 92H62V91H60ZM59 92V93H60ZM66 92H68V91H66ZM69 92H70V90H69ZM69 92L68 93H64V95L65 94H69ZM121 92V91H120ZM163 92H164V90H163ZM163 92H161V93H163ZM202 92H203V90H202ZM202 92H200L201 94H202ZM212 92H214V91H212ZM218 92V91H217ZM244 92V91H243ZM248 92V91H247ZM246 92V93H247ZM14 93V92H13ZM13 93L12 92H10V94H12L13 95ZM31 93H33V92H31ZM52 93V92H51ZM55 93V92H54ZM53 93V94H54ZM74 93V92H73ZM86 93H88V92H86ZM133 93V92H132ZM139 93V92H138ZM165 93H167V92H165ZM219 93V92H218ZM238 93H242V91L241 92H239L238 91ZM250 93V92H249ZM36 96L37 95H40L39 93L37 94L36 93V91H35V93H34ZM45 94V93H44ZM43 94V95H44ZM46 94H49V93H46ZM61 94V93H60ZM135 94V93H134ZM141 94V93H140ZM150 94V93H149ZM222 95H223V93H221ZM244 94H245V92H244ZM19 95V94H18ZM25 95V94H24ZM27 95V94H26ZM31 95H33V94H31ZM35 95H33V96H35ZM59 95V94H58ZM138 95V94H137ZM147 95V94H146ZM158 95V96H157ZM168 95V94H167ZM167 95H159L158 93H156V97H154L155 98V101H154V99L153 100H149V99H145V100H148V101H146V103H144L146 106H144L143 107V104L142 103H139V104H137V105H131V104H128L126 101L125 102H121V101H123V98H125L123 95V98L121 97L120 99H118V100H115L114 102L116 103V104H119V105H124V106H126L128 109L129 108H131V109H133V110H140V108L141 107H143V109L145 110L144 112H142L141 113V116L139 117L140 119H142L143 117H145L146 115H148L149 114V116L151 115V120H152V114H153V112L155 113V111H157V113L159 112H162L163 113V115H164V113L166 114L167 112L165 111V112H163V108H164V105L165 104H162V101H164L163 103H165L166 102V96ZM33 96H31V98L33 97ZM35 96V97H36ZM55 96V95H54ZM59 96H61V95H59ZM128 96V95H127ZM134 96V95H133ZM172 96H173V99H172ZM190 96V97H189ZM201 96V95H200ZM202 96H203V94H202ZM202 96L201 97H199V94H198V97L199 98H202ZM225 96V95H224ZM16 97H18V96H16ZM29 97V96H28ZM35 97H33L32 99H33V101L35 100ZM44 97V96H43ZM48 97H50L51 98V96H48ZM58 97V96H57ZM62 97V96H61ZM68 98H70L69 96H67ZM66 97V98H67ZM72 97V96H71ZM135 97V96H134ZM148 97V96H147ZM151 97V96H150ZM149 97V98H150ZM160 97V98H159ZM163 97H165V99L163 100ZM171 97V98H170ZM226 97V96H225ZM25 98V97H24ZM31 98H29V100H28V98H27V100L28 101H30V100H32ZM38 98H39V96H38ZM41 98V97H40ZM47 98V97H46ZM45 97H44V101L46 102V101H48L47 99H46ZM64 98V97H63ZM74 98V97H73ZM77 98H79V97H77L76 96V99ZM117 98V97H116ZM129 98H131V97H129ZM158 98L160 99L159 101H160V103H159V105H157L155 102L157 101L158 102ZM171 100H170V99ZM264 98V97H263ZM42 99V98H41ZM53 99V101H55L54 99H55V97H53L52 98ZM80 99V98H79ZM78 99V100H79ZM132 99H133V97H132ZM135 99H137V98H135ZM135 99H133L134 101H136ZM229 99H232V98H228V100ZM18 100V99H17ZM39 100V99H38ZM69 100V99H68ZM130 100V99H129ZM177 100H179V101H177ZM33 101H31V102H33ZM43 101V100H42ZM41 101V102H42ZM71 101V100H70ZM80 101V100H79ZM134 101H133V103H134ZM170 101V102H169ZM261 102H262V100H260ZM264 101V100H263ZM25 102V101H24ZM35 102H36V100H35ZM40 102V101H39ZM40 102V103H41ZM74 103H75V101H73ZM73 102H72V104H73ZM91 102V101H90ZM113 102V103H114ZM130 102V101H129ZM137 102V101H136ZM181 102V101H180ZM229 102H230V100H229ZM55 103H56V101H55ZM76 103L78 104V102H77V100H76ZM75 103V104H76ZM110 103V102H109ZM132 103V102H131ZM150 103H155L156 104V106L154 107V108H152V107H149V104ZM197 103V102H196ZM196 103H194V104H196ZM249 103V102H248ZM22 104V103H21ZM26 104V103H25ZM28 104V106L30 105L29 103H27ZM32 104V103H31ZM80 104V103H79ZM82 104H85L84 103V99H83V103H81L80 105H82ZM90 104V103H89ZM167 104V103H166ZM193 104V103H192ZM200 104V103H199ZM232 104V103H231ZM261 104H263V103H261ZM24 105V104H23ZM42 105V104H41ZM47 105V104H46ZM66 105V104H65ZM71 105V104H70ZM91 105V104H90ZM172 105H173V103H172ZM172 105H170V107L172 106ZM180 105V104H179ZM243 105V104H242ZM251 105V104H250ZM17 106H18V104H17ZM16 106V107H17ZM27 106V107H28ZM30 106H33V105H30ZM30 106H29V108H30ZM44 106V105H43ZM74 106V109H75V105H72V107ZM163 107L162 109H161V107ZM166 106V105H165ZM178 106V105H177ZM182 106V105H181ZM249 106V105H248ZM15 107V106H14ZM18 107H20V105L18 106ZM34 108H35V104H34V106H33ZM70 107V106H69ZM72 107H71V109H72ZM81 107V106H80ZM92 107V106H91ZM126 107H124V108H126ZM174 107V106H173ZM21 108V107H20ZM22 108H23V106H22ZM22 108L21 109H19V110H21L22 111ZM29 108L27 109V111L29 110ZM32 108V107H31ZM44 108V107H43ZM52 108V107H51ZM76 108H78V105H77V107ZM81 108H83V107H81ZM81 108H80V110H81ZM159 108V109H158ZM179 108H180V106H179ZM196 108V107H195ZM235 108V107H234ZM3 109H7V113L6 114H2L3 113ZM16 109V108H15ZM18 109V108H17ZM16 109V110H17ZM36 109H39V108H36ZM79 109V108H78ZM85 109H86V107H85ZM19 110H18V112H19ZM24 110V109H23ZM53 110V109H52ZM80 110H78V111H80ZM87 110V109H86ZM90 110V109H89ZM96 110V109H95ZM121 110H123L122 108H121ZM132 110V111H133ZM162 110V111H161ZM176 110V108H173V110L171 109V111L169 110V108H168V112H170V113H168V115L169 114H172L173 115V111H175ZM1 111H2V113H1ZM4 111H6V110H4ZM14 112H15V110H13ZM56 111V113H57V111L58 110H55ZM72 111V110H71ZM73 111H75V110H73ZM227 111V110H226ZM38 112V111H37ZM44 112V111H43ZM42 112V113H43ZM46 113H47V111H45ZM44 112V113H45ZM77 112V111H76ZM83 112H86V111H83ZM248 112V111H247ZM251 113H252V111H250ZM254 112V111H253ZM5 113V112H4ZM52 113V112H51ZM96 113H97V111H96ZM99 113V112H98ZM177 113V112H176ZM226 113V112H225ZM238 113V112H237ZM259 113V112H258ZM257 113V114H258ZM8 114V115H7ZM61 114H64V112L63 113H61ZM71 114H72V112H71ZM78 114V113H77ZM80 114V113H79ZM87 114H89L88 112H87ZM113 114H114V111H113ZM242 114V113H241ZM244 115H246L245 113H243ZM252 114H254V113H252ZM60 115V114H59ZM84 115V114H83ZM94 116H87V118H86V123H93L95 126H97V125H102V124H109V126L110 127H113V126H115V125H117L119 122H120V117L119 116H115V117H113V116H110V115H100V114H93ZM112 115V114H111ZM157 115V114H156ZM160 115H161V113H160ZM159 115V116H160ZM181 115V114H180ZM230 115V114H229ZM247 115H249L248 113H247ZM23 116V115H22ZM65 116H67V115H65ZM74 116H75V114H74ZM73 116V117H74ZM178 116V115H177ZM182 116V115H181ZM235 116V115H234ZM233 116V117H234ZM242 116V115H241ZM21 117V116H20ZM60 117V116H59ZM58 117V118H59ZM86 117V116H85ZM138 117V116H137ZM232 117V118H233ZM236 117H238L237 115H236ZM235 117V118H236ZM248 117V116H247ZM40 118L41 117H39V120L38 121H41L40 120ZM54 118V117H53ZM57 118V119H58ZM69 118V117H68ZM71 118V117H70ZM179 118V117H178ZM239 118V117H238ZM243 118H246V116L245 117H243ZM242 118V119H243ZM62 119V118H61ZM60 119V120H61ZM64 119H67V117L66 118H64ZM64 119H62V121L64 122ZM136 119V118H135ZM139 119V120H140ZM149 119V118H148ZM237 119V118H236ZM247 119V118H246ZM245 119V120H246ZM45 120V119H44ZM43 120V121H44ZM69 120V119H68ZM234 119H232L231 120V123H232V121H233ZM239 120V119H238ZM241 120V119H240ZM240 120H239V122H240ZM48 123H49V121H48V119L46 120ZM51 121H53L54 122V120H51ZM58 121V120H57ZM236 121V120H235ZM244 121V120H243ZM42 122V121H41ZM40 122V123H41ZM59 122V121H58ZM68 122V121H67ZM70 122H72L73 123V121H70ZM228 122V121H227ZM234 122V121H233ZM236 122H238V121H236ZM253 122V121H252ZM258 122V121H257ZM17 123V122H16ZM37 123V122H36ZM47 123V124H48ZM59 123H61V122H59ZM170 123V122H169ZM196 123V122H195ZM231 123H230V125H231ZM247 123V122H246ZM251 123V122H250ZM31 124V123H30ZM42 124V123H41ZM40 124V125H41ZM55 123H53V125H54ZM58 124V123H57ZM57 124H55V129H57L56 128V125ZM63 124H65L66 126H67V123H63ZM68 124H69V122H68ZM236 124V123H235ZM239 124V123H238ZM249 124V123H248ZM16 125V124H15ZM80 125V124H79ZM166 124L164 123V126H165ZM190 125V124H189ZM193 125V124H192ZM233 125V124H232ZM241 125V124H240ZM251 125V124H250ZM260 125V124H259ZM262 125V124H261ZM30 126V125H29ZM33 126V125H32ZM42 126V125H41ZM83 126V125H82ZM87 126V125H86ZM236 126V125H235ZM238 126V125H237ZM27 127H28V125H27ZM48 127H50V126H48ZM58 127V126H57ZM61 127H63V126H61ZM99 127V126H98ZM161 127H162V125H161ZM40 128V127H39ZM50 128H52V127H50ZM54 128H52L50 131H51V133H52V131H53V129ZM60 128V127H59ZM59 128H58V130H59ZM64 128V127H63ZM70 129V127H69V125H68V127H67V129ZM83 128V127H82ZM88 128V127H87ZM159 128V127H158ZM229 128V127H228ZM227 128V129H228ZM257 128V127H256ZM41 129H43V128H41ZM40 129V130H41ZM45 129V131L47 130L46 128H44ZM44 129L42 130L43 132H44ZM67 129H65L66 131H67ZM80 129V128H79ZM91 129V128H90ZM109 129V128H108ZM151 129V128H150ZM154 129H155V127H154ZM169 129V128H168ZM237 129V128H236ZM62 130V129H61ZM60 130V131H61ZM71 130V129H70ZM82 130V129H81ZM97 130V129H96ZM100 130V129H99ZM257 130V129H256ZM30 131V130H29ZM57 131V130H56ZM75 131V130H74ZM183 131V130H182ZM227 131V130H226ZM233 131V130H232ZM239 131V130H238ZM241 131V130H240ZM245 131V130H244ZM26 132H28L27 130H26ZM47 132V131H46ZM46 132H45V134H46ZM49 132V131H48ZM63 132V131H62ZM61 132V133H62ZM76 132V131H75ZM107 132H108V130H107ZM109 132H110V129H109ZM234 132H235V130H234ZM242 132V131H241ZM258 132V131H257ZM15 133H17V129L15 130ZM55 133V132H54ZM54 133H52L53 135H55ZM57 133H59V132H57ZM67 132H64V134H66ZM114 133V132H113ZM238 133V132H237ZM262 133H264V132H262ZM44 134V135H45ZM49 134H50V132H49ZM52 134H50V135H52ZM60 134V133H59ZM59 134H57V135H55V136H57L58 137V135ZM68 134V133H67ZM74 133H72V135H73ZM78 134V133H77ZM97 134V133H96ZM241 134V133H240ZM243 134H246V133H243ZM50 135H48V136H50ZM68 135H70V134H68ZM75 135V134H74ZM264 135V134H263ZM33 136V135H32ZM47 136V137H48ZM80 136V135H79ZM130 136V135H129ZM15 137V138H14ZM61 137V136H60ZM69 137V136H68ZM75 137H78L77 135L75 136ZM96 137V136H95ZM217 137V136H216ZM19 138H20V136H19ZM22 138H25V137H22ZM59 138V137H58ZM67 138V137H66ZM228 138V137H227ZM48 139H50L49 137H48ZM61 139V138H60ZM71 139V138H70ZM72 139H74V138H72ZM76 139V138H75ZM78 139V138H77ZM97 139V138H96ZM264 139V138H263ZM38 140V139H37ZM59 140V139H58ZM69 140V139H68ZM13 141H15V142H13ZM27 141V140H26ZM25 141V142H26ZM55 141V140H54ZM71 141V140H70ZM78 141V140H77ZM21 142V141H20ZM24 142V141H23ZM30 142V141H29ZM72 142V141H71ZM70 142V143H71ZM48 143V142H47ZM15 146H14V145ZM17 144H18V142H17ZM23 145V144H22ZM95 145V144H94ZM3 147H4V145H2ZM34 146V145H33ZM37 146H38V144H37ZM2 147V148H3ZM32 147V146H31ZM42 147V146H41ZM44 147V146H43ZM45 147H47V146H45ZM89 147V146H88ZM35 148V147H34ZM100 148V147H99ZM105 149H106V147H104ZM4 149V148H3ZM36 149H38V148H36ZM88 149V148H87ZM103 149V148H102ZM104 149V150H105ZM94 151H95V148L93 149ZM46 151V150H45ZM76 151V150H75ZM64 151H62V153H63ZM67 152V151H66ZM89 152V151H88ZM88 152L87 153H85V155L86 154H88ZM92 152V151H91ZM91 152H89L90 154H91ZM105 152V154H106V151H104ZM103 151L101 152V153H104ZM107 152H109L108 150H107ZM141 152V151H140ZM40 153V152H39ZM43 153V152H42ZM58 153V152H57ZM56 153V154H57ZM100 153V152H99ZM46 154V153H45ZM52 154V153H51ZM55 154V155H56ZM60 154V156H61V153H59ZM77 154V153H76ZM75 154V155H76ZM92 154H93V156H94V153L92 152ZM53 155V154H52ZM54 155V156H55ZM58 155V154H57ZM63 155V154H62ZM78 156H79V154H77ZM84 154H83V156L82 157H84L85 156ZM95 155H98V153L95 151ZM111 155V154H110ZM109 155V156H110ZM43 156H45V155H43ZM48 156V155H47ZM50 156V155H49ZM48 156V157H49ZM64 156V155H63ZM74 156V155H73ZM72 156V157H73ZM106 156V155H105ZM8 157V158H7ZM16 157H18V159H20V163L18 162L19 160H16L15 162H13V160H9V161H5L4 159L5 158H7V159H12V158H16ZM82 157H80V159L82 158ZM87 157V156H86ZM95 157V156H94ZM101 157V156H100ZM52 158V157H51ZM55 158H56V160H57V156H55ZM54 157H53V159H55ZM65 159L66 158H68L69 159V157H64ZM76 158H78L77 156H76ZM88 158V157H87ZM87 158H85V160L87 159ZM98 158H99V155H98ZM17 159V158H16ZM59 159H61V158H59ZM64 159V160H65ZM68 159H66V161L68 160ZM103 159V158H102ZM46 160V159H45ZM50 160V159H49ZM63 160V161H64ZM84 160V161H85ZM88 160V159H87ZM101 160V159H100ZM120 160V159H119ZM51 162H52V160H50ZM49 161V162H50ZM69 161H70V159H69ZM80 161V160H79ZM83 161V160H82ZM81 161V162H82ZM89 161H90V159H89ZM104 161V160H103ZM60 163H61V161H59ZM59 162L57 163V164H59ZM74 162H76V161H74ZM86 162V161H85ZM85 162H84V164H85ZM92 162V161H91ZM90 162V163H91ZM95 162V161H94ZM98 163V162H97ZM2 164V163H1ZM20 164V165H19ZM56 164V163H55ZM54 164V165H55ZM63 164V163H62ZM73 164V163H72ZM92 164V163H91ZM96 164V163H95ZM60 165V164H59ZM86 165H87V163H86ZM86 165H85V167H86ZM90 164H88V166H89ZM97 165V164H96ZM109 165H112V162L111 163H109ZM114 165V164H113ZM116 165V164H115ZM52 166V165H51ZM87 166V167H88ZM152 166V165H151ZM17 167V168H16ZM36 168V169H39V168ZM21 168V167H20ZM28 169H31V167H27ZM33 168V167H32ZM54 168H56V167H54ZM53 168V170H55ZM76 168V167H75ZM75 168H73V169H75ZM24 168H22V170H23ZM25 169H26V167H25ZM27 169V170H28ZM59 169V168H58ZM73 169H72V171H73ZM77 169V168H76ZM80 169V168H79ZM85 169V168H84ZM113 169V168H112ZM40 170V169H39ZM38 170V171H39ZM80 170H82V169H80ZM114 170V169H113ZM21 171V170H20ZM26 171V170H25ZM41 171V170H40ZM47 171V170H46ZM56 171V170H55ZM71 170L69 171V173L71 174V172H72ZM88 171V170H87ZM89 171H91V170H89ZM88 171V172H89ZM93 171V170H92ZM96 171H97V169H96ZM95 171V172H96ZM153 171V170H152ZM157 171V170H156ZM29 172V171H28ZM28 172L27 173H24V170H23V172L22 173H24V174H27L26 175V177L28 176ZM31 172H32V170H31ZM30 172V173H31ZM57 172V171H56ZM67 172V171H66ZM111 172V171H110ZM115 172H116V170H115ZM118 172V171H117ZM159 172V171H158ZM162 172V171H161ZM42 173V172H41ZM49 173V172H48ZM73 173V172H72ZM101 173V172H100ZM112 174H113V172H111ZM156 173V172H155ZM166 173H167V171H166ZM20 174V173H19ZM23 174V175H24ZM32 174V173H31ZM50 174V173H49ZM76 174V173H75ZM88 174H90V173H88ZM103 174V173H102ZM134 174V173H133ZM39 175V174H38ZM57 175V174H56ZM74 175V174H73ZM97 175V174H96ZM121 175H123V174H121ZM129 175V174H128ZM132 175V174H131ZM148 175V174H147ZM154 175H157V174H154ZM164 174H162V176H163ZM168 175V174H167ZM33 176V175H32ZM45 176V175H44ZM58 176V175H57ZM105 176V177H104ZM136 176H138V175H136ZM8 177H10V176H8ZM7 177V178H8ZM18 177H19V175H18ZM36 177H38V176H36ZM48 177V176H47ZM70 177V176H69ZM75 177H77V176H73V178H75ZM82 177V176H81ZM97 177V176H96ZM100 177V176H99ZM98 177V178H99ZM103 177L104 178H106L107 177V179H108V177L109 176H106V175H103ZM122 177H124V176H122ZM148 177V176H147ZM15 178V177H14ZM43 178V177H42ZM54 178H56V177H54ZM72 178V177H71ZM70 178V179H71ZM103 178V179H104ZM113 178V177H112ZM124 178H128V176H126V177H124ZM138 178V177H137ZM163 178V177H162ZM165 178H167V176L165 177ZM164 178V179H165ZM9 179V178H8ZM17 179V180H16ZM16 179H14V180H16L17 182L19 181V179L18 178H16ZM33 179V178H32ZM35 179V178H34ZM33 179V180H34ZM58 179V178H57ZM65 179H66V177H65ZM76 179V178H75ZM100 179H102V177L100 178ZM107 179H105V180H107ZM116 179V178H115ZM119 179H120V176H119ZM133 179V178H132ZM131 179V180H132ZM5 180V179H4ZM36 180H39V179H36ZM42 179L40 178V181H41ZM44 180H46V179H44ZM48 180V179H47ZM53 180V179H52ZM52 180H51V182H52ZM55 180V179H54ZM60 180H61V177H60ZM105 180H101L102 182L104 181L105 182ZM111 180V179H110ZM117 180V179H116ZM123 180V179H122ZM128 180V179H127ZM130 180V179H129ZM130 180V181H131ZM166 180V179H165ZM10 181V180H9ZM12 181H13V179H12ZM64 181H66V180H64ZM69 182H70V180H68ZM71 181H73V180H71ZM98 181V180H97ZM108 181H109V179H108ZM133 181V180H132ZM2 182V181H1ZM23 180L20 182L19 181V183H21V185H23ZM45 182V181H44ZM68 182V183H69ZM98 182H100V181H98ZM103 182V183H104ZM120 182V181H119ZM143 182V181H142ZM2 183H4V182H2ZM1 183V184H2ZM25 183H27V182H25ZM24 183V184H25ZM41 184H42V182H40ZM59 183V182H58ZM74 183V182H73ZM80 183V182H79ZM133 183H134V181H133ZM144 183V182H143ZM149 183V182H148ZM7 184V183H6ZM17 184V183H16ZM15 184V185H16ZM51 184V183H50ZM66 184V183H65ZM78 184V183H77ZM117 184H118V182H117ZM129 184H131V182L129 183ZM166 184H168V183H166ZM176 184V183H175ZM8 185V184H7ZM11 185H12V182H11ZM10 185V186H11ZM18 186H19V184H17ZM20 185V186H21ZM34 185V184H33ZM45 185V184H44ZM68 185H70V184H68ZM67 185V186H68ZM73 185V184H72ZM72 185L69 187V188H71L72 187ZM75 185V184H74ZM122 185H124V184H122ZM126 185L127 184H125V187H126ZM132 185V184H131ZM146 185V184H145ZM155 185V184H154ZM169 185V184H168ZM173 185V184H172ZM17 186V187H18ZM20 186H19V188H20ZM25 186V185H24ZM23 186V187H24ZM38 186V185H37ZM104 186V185H103ZM113 186V185H112ZM143 186H144V184H143ZM180 186V185H179ZM30 187V189L29 190H34V188L36 189V190H38L37 189V187H35V185L33 186V189H32V186H29ZM42 187V186H41ZM75 187V186H74ZM77 187V186H76ZM156 187V186H155ZM171 187V186H170ZM182 187V186H181ZM181 187H179V188H181ZM7 190H6V189ZM16 188V187H15ZM39 188V187H38ZM43 188H47V187H44L43 186ZM42 188V189H43ZM56 188V187H55ZM105 188V187H104ZM103 188V189H104ZM106 188H109V187H106ZM114 188V187H113ZM127 188V187H126ZM129 188V187H128ZM127 188V190L129 191V189ZM158 188V187H157ZM175 188V187H174ZM177 188V187H176ZM185 188V187H184ZM4 189H5V191H7V193H8V191L10 190V194L12 193V190H11V188L9 189V188H7V186L6 187H4ZM9 189V190H8ZM40 189V188H39ZM57 189V188H56ZM63 189V188H62ZM79 189V188H78ZM110 189H112V188H110ZM115 189V188H114ZM142 189V188H141ZM153 189V188H152ZM182 189V188H181ZM186 189V188H185ZM17 190V189H16ZM76 190V189H75ZM74 190V191H75ZM80 190V189H79ZM109 190V189H108ZM140 190V189H139ZM175 190H178V189H175ZM184 190V189H183ZM182 190V191H183ZM196 190V189H195ZM35 191V190H34ZM50 191H51V189H50ZM49 191V192H50ZM142 191V190H141ZM143 191H145V190H143ZM167 191V190H166ZM172 191V190H171ZM174 191V190H173ZM15 192V191H14ZM14 192H13V194H14ZM18 192H20V191H18ZM17 192V193H18ZM25 192V191H24ZM24 192H22V193H24ZM46 192V191H45ZM44 192V193H45ZM70 192V191H69ZM68 192V193H69ZM116 192H118V190L116 191ZM123 192H124V190H123ZM132 191H130L129 193H128V195L126 196V195H124L125 196V201H123V202H125L127 205H131V204H136V203H138L139 201H140V199H138V198H145L146 197V195L145 194H143L142 192L141 193H131ZM152 192V191H151ZM180 192V191H179ZM3 193V192H2ZM1 193V191H0V194H2ZM14 194V195H11L12 197L13 196H15V195H18V194ZM22 193L20 192V196L22 195ZM26 193V192H25ZM31 193V192H30ZM30 193L29 194H27L29 197H31L32 199H33V196H30ZM43 193V192H42ZM41 193V194H42ZM47 193V192H46ZM82 193V192H81ZM84 193V192H83ZM86 193V192H85ZM184 193V192H183ZM182 193V194H183ZM36 194V193H35ZM87 194V193H86ZM106 194H107V192H106ZM118 194H119V192H118ZM127 194V193H126ZM153 194V193H152ZM5 195H6V193H5ZM26 194H24V196H25ZM31 195H33V194H31ZM37 195V194H36ZM50 195V194H49ZM64 195V194H63ZM62 195V196H63ZM120 195L121 194H119V195H117L118 197H120ZM122 195V196H123ZM189 195V194H188ZM4 196V195H3ZM3 196H0V197H3ZM19 196V197H20ZM27 196V197H28ZM38 196V195H37ZM65 196H70V195H65ZM64 196V197H65ZM80 196H81V194H80ZM80 196H79V198H80ZM83 196V195H82ZM121 196V197H122ZM148 196V195H147ZM169 196V195H168ZM171 196V195H170ZM26 197V196H25ZM28 197V198H29ZM38 197H40V199H41V196L39 195ZM117 197V198H118ZM121 197H120V199H121ZM149 197L150 198H152V196L151 195H149ZM185 197H187V196H185ZM3 198H5L6 199V201H7V199L8 198H6L5 196L3 197ZM3 198H0V200L1 199H3ZM16 198V197H15ZM14 198V199H15ZM35 198V197H34ZM44 198V197H43ZM50 198V197H49ZM51 198H52V196H51ZM50 198V199H51ZM56 198V197H55ZM58 199H60L59 197H57ZM57 198H56V200H57ZM83 198V197H82ZM104 198V197H103ZM107 198V197H106ZM147 198V197H146ZM4 199V200H5ZM11 198L9 197V200H10ZM25 199V198H24ZM47 199L48 198H46V203L48 202L47 201ZM123 199V198H122ZM188 199V198H187ZM16 200L18 201L19 200V198H16ZM20 200H21V198H20ZM42 200V199H41ZM44 200V199H43ZM49 200V199H48ZM53 200V199H52ZM66 200V199H65ZM64 200V201H65ZM67 200H68V198H67ZM70 200V199H69ZM77 200H78V198H77ZM82 200V199H81ZM102 200H104V199H102ZM119 200V199H118ZM17 201H15V202H17ZM25 201H28L29 202V200L27 199V200H25ZM30 201H31V199H30ZM35 202L34 203H36L37 202V200H36V198H35V200H34ZM45 201V200H44ZM49 201H51V200H49ZM61 201H63V200H61ZM76 201V200H75ZM74 201V202H75ZM79 201V200H78ZM21 202V204H22V202H24V201H20ZM20 202H17V203H20ZM28 202H26V203H28ZM41 202V201H40ZM43 202V201H42ZM52 202V201H51ZM51 202H49V203H51ZM54 202H55V200H54ZM68 202V201H67ZM73 202V203H74ZM104 202V201H103ZM109 202V201H108ZM116 202V201H115ZM114 202V203H115ZM118 202V201H117ZM6 203V202H5ZM3 201L1 202L0 201V237L2 238V240H1V244L4 246V249H5V247L7 248V249H9V250H13V252H14V250H16V254H18L17 253V251H19V254H20V252H22L24 255V257L25 258H23L22 259V254H21V258H19L17 255H15V257H13V254L12 253H10V252H8V254L10 253L11 255H12V257L13 258H16L17 259V257L19 258L18 260L19 261H17L16 259H15V261L12 259V261H9V260H11V258H10V256L8 255V254H6V253H3L2 254V251H1V256H0V258L4 255V254H6V256H4V257H6V258H4V260H8V264H10L11 262H13L14 261V263L15 264H22V262L23 263H25V261L26 262H28V260L29 259H33V260H29V262L27 263V264H29L30 262H32V261H34L36 264H105V263H109L110 262V258H107L105 255H104V253H101L100 255H98V258L97 259H95V258H93V257H91V258H93V259H95V260H93V259H91V258H89L90 257V255H89V257H84V258H82L83 257V253L87 250V248L90 246L91 248H92V246H91V244H92V240H93V242H94V240L96 241V240H98V239H100V238H98L97 239V237H101V235H102V231L104 230V226H103V223H102V226L103 227H101V228H103L102 229V233L98 230V231H96V236L94 235V236H92V235H89V232H88V230H90V229H88V227H87V223L85 222V220L84 219H79V220H75L74 221V219L73 218H70V216H63L62 214H64V213H62V214H60L59 213V215H61V216H54V218H53V216H51L53 219H54V222L57 224H59V222L61 221V222H63V221H72V223H74V224H69L68 226L67 225H65L64 227L63 226H61V225H64V224H61L60 226H57L56 228H54L53 230L54 231H50L51 232V234H50V236L52 237V239H53V243L51 242V241H49V242H51V243H46L45 242V240L47 239V238H49V237H46L45 235H42L40 238H35V236H34V234L35 233H33V236H34V238H35V240L34 239H32V238H29L28 237V235H27V237H25V235H24V231L26 230L27 231V229H30V228H28V224H26V223H21V224H19V223H17L18 221H17V219H20L19 220V222H23V221H21V218H22V215L23 214H25V213H23L24 212V210H17V211H15L16 212V214L14 213V211L13 210H10V211H13V212H11V213H8V212H6V210L5 209H10L9 208V205L7 206L6 204H5ZM30 203V202H29ZM69 203V202H68ZM68 203H66V204H68ZM79 203V202H78ZM121 203V202H120ZM31 204H32V202H31ZM42 204V203H41ZM61 204V203H60ZM81 204V203H80ZM192 204V203H191ZM12 205H13V203H12ZM19 205V204H18ZM30 205V204H29ZM33 206H35V207H38V206H36L35 204H32ZM37 205H39L40 206V204H39V202L37 203ZM44 203L40 206V207H38L39 209L40 208H44L46 205H44ZM50 205V204H49ZM56 205H57V202H56ZM75 205H77V201H76V203H75ZM120 204H119V202H118V206H119ZM31 206V205H30ZM48 206V205H47ZM61 206V205H60ZM79 206V205H78ZM81 206V205H80ZM80 206L78 207V209L80 208ZM115 206V205H114ZM121 206V205H120ZM144 206V205H143ZM179 206V205H178ZM15 207V206H14ZM24 207V206H23ZM29 207V206H28ZM49 207H51V206H49ZM48 207V209H50ZM64 207V206H63ZM89 207V206H88ZM87 207V205H86V209L88 208ZM95 207H97V206H95ZM104 207V206H103ZM102 207V208H103ZM116 207V206H115ZM16 208V207H15ZM42 208V210H44V209H46V207L43 209ZM54 208V207H53ZM74 208H75V206H74ZM84 208V207H83ZM83 208H81V209H83ZM90 208V207H89ZM118 208H120V207H118ZM118 208H116L117 209V211H114V212H116V214L119 212V211H121V209H118ZM177 208V207H176ZM175 208V209H176ZM13 209V208H12ZM57 209V208H56ZM71 209V208H70ZM77 209V210H78ZM93 209H95L94 207L92 208V210ZM111 209H114V208H111ZM133 209H136V208H133ZM41 210V211H42ZM58 210H60V209H58ZM90 210V209H89ZM98 210V209H97ZM115 210V209H114ZM124 210V209H123ZM122 210V211H123ZM195 210H197V209H195ZM194 210V211H195ZM8 211V210H7ZM54 211H55V208H54ZM65 211V210H64ZM63 211V212H64ZM85 211H88V209L87 210H85ZM102 211H104V209L102 210ZM110 211V210H109ZM111 211H113V210H111ZM127 211V210H126ZM44 212H46V210L44 211ZM47 212H51V210L50 211H47ZM55 212H57V211H55ZM70 212V211H69ZM71 212H73V210L71 211ZM74 212H75V210H74ZM79 212V211H78ZM77 212V213H78ZM82 212V211H81ZM95 212V211H94ZM93 212V213H94ZM100 212V211H99ZM189 212H190V210H189ZM12 213H13V215H12ZM53 212H51V214H52ZM67 214H69L68 212H66ZM65 213V214H66ZM87 213V212H86ZM93 213H92V215H91V211H90V213H88V214H90V216H93ZM110 213V212H109ZM120 213V212H119ZM118 213V214H119ZM140 213V212H139ZM197 213H198V211H197ZM201 213V212H200ZM16 215V217H15V215ZM42 214H44V213H42ZM47 214V213H46ZM55 214V213H54ZM71 214V213H70ZM95 214V213H94ZM100 214V213H99ZM101 214H103V212H101ZM108 214V213H107ZM125 214V213H124ZM127 214V213H126ZM151 214V213H150ZM149 214V215H150ZM27 215V214H26ZM28 215H30L29 216V218H27V221H30V219H34V218H36L38 215L40 216L41 215V212H40V214L38 213V215H37V213H32V214H28ZM50 215V214H49ZM48 215V216H49ZM82 215H84L83 213H82ZM104 215H105V213H104ZM154 215V214H153ZM202 215V214H201ZM212 215V214H211ZM24 216V215H23ZM45 216V215H44ZM43 215H42V218L44 217ZM47 216V215H46ZM47 216V217H48ZM85 216H87V217H89L88 215H85ZM98 216V215H97ZM103 216V215H102ZM107 216V215H106ZM115 217H117V215H114ZM206 216H207V214H206ZM17 218L16 219V221L17 222H14L15 220V218ZM25 217H27V216H25ZM24 217V218H25ZM41 217V216H40ZM82 217V216H81ZM94 217H96V215L94 216ZM104 217V216H103ZM114 217V218H115ZM121 217V216H120ZM125 217V216H124ZM137 217V216H136ZM149 217V216H148ZM153 217H155V216H153ZM24 218H22V220L24 219ZM83 218V217H82ZM92 218V217H91ZM100 218L102 219V217H101V215H100ZM107 218V217H106ZM105 218V220H107ZM109 218H110V216H109ZM140 218V217H139ZM150 219H151V217H149ZM181 218V217H180ZM187 218H188V216H187ZM199 218V217H198ZM197 218V219H198ZM95 219V218H94ZM97 219H99V217H97ZM104 219V218H103ZM145 219V218H144ZM148 219V218H147ZM146 219V220H147ZM186 219V218H185ZM193 219H194V217H193ZM196 219V218H195ZM14 220V221H13ZM46 220H49V217L46 219ZM93 220V219H92ZM114 220V219H113ZM118 220V217H117V219H116V221ZM139 220V219H138ZM155 220V219H154ZM212 220H214V219H212ZM36 221V220H35ZM103 220H101V222H102ZM185 221H188V220H185ZM184 221V222H185ZM190 221V220H189ZM188 221V222H189ZM195 221V220H194ZM199 221V220H198ZM12 222H14V224H16L17 223V226L16 227H12ZM37 222V221H36ZM49 222H51V220L49 221ZM97 222V221H96ZM96 222H94V223H96ZM100 222V223H101ZM105 222V221H104ZM107 222V221H106ZM111 222H113V221H111ZM115 222V221H114ZM113 222V223H114ZM122 221H120V223H121ZM137 222V221H136ZM179 222V221H178ZM182 222H183V220H182ZM202 222V221H201ZM212 222V221H211ZM216 222V221H215ZM98 223H99V220H98ZM117 223V222H116ZM119 223V224H120ZM125 223V222H124ZM140 223V222H139ZM167 223V222H166ZM175 223V222H174ZM180 223V222H179ZM193 223H195V222H193ZM208 223V222H207ZM68 224V223H67ZM105 224V223H104ZM106 224H108V223H106ZM122 224H123V222H122ZM135 224V223H134ZM137 224V223H136ZM140 224H142V223H140ZM154 224V223H153ZM165 224V223H164ZM163 224V225H164ZM181 224V223H180ZM183 224V223H182ZM202 224H203V222H202ZM201 224V225H202ZM206 224V223H205ZM33 226L35 225V223L34 224H32ZM114 225V224H113ZM125 225V224H124ZM148 225V224H147ZM177 224H175V226H176ZM200 225V224H199ZM217 225V224H216ZM107 226H109V224L107 225ZM106 226V227H107ZM112 226V225H111ZM128 226V225H127ZM137 226V225H136ZM135 226V227H136ZM165 226H167V225H165ZM179 227H181L180 225H178ZM187 226V225H186ZM30 227V226H29ZM35 227V226H34ZM93 227V226H92ZM126 227V226H125ZM154 227V226H153ZM157 227V226H156ZM164 227V226H163ZM173 227V226H172ZM191 227V226H190ZM190 227H188V228H190ZM193 227V226H192ZM204 227V226H203ZM32 228V227H31ZM124 228V227H123ZM129 228V227H128ZM147 228H150V227H147ZM176 228V227H175ZM215 228V227H214ZM218 227H216V229H217ZM220 228V227H219ZM110 229H112V228H110ZM118 229V228H117ZM166 229V228H165ZM164 228H161V227H158V228H155V229H149V232H147L148 233V239L146 240L145 239V241L143 240V238H137L138 236H134L135 238L133 239V240H131V242L130 243H128L127 242V247H126V252L124 251V254L125 255H121V258L123 257V258H127L128 257V260L126 261V259L125 260H123L126 264H164L163 263V253H162V251H160V248H164V246H165V244H166V242L167 241H169L168 239H169V237H168V232H166V230H165ZM168 229V228H167ZM178 229V228H177ZM176 229V230H177ZM33 230V229H32ZM35 230H37V229H35ZM35 230L34 231H32V232H35ZM39 230H40V228H39ZM43 230H45L44 228H43ZM105 230H107V229H105ZM114 230H116V229H114ZM137 230V229H136ZM140 230V229H139ZM143 230V229H142ZM174 230V229H173ZM38 231V230H37ZM36 231V232H37ZM41 231V230H40ZM46 231V230H45ZM108 231V230H107ZM113 231V230H112ZM168 231V230H167ZM227 229H226V233H227ZM30 232H31V230H30ZM32 232H31V234H32ZM39 232V231H38ZM42 232V231H41ZM41 232H39V233H41ZM44 232V231H43ZM47 232V231H46ZM106 232V231H105ZM110 232V231H109ZM117 232H118V230H117ZM141 232V231H140ZM170 232V231H169ZM171 233V232H170ZM176 233V232H175ZM23 234V235H22ZM28 234H30V233H28ZM90 234H93V233H90ZM111 236L112 235H114L115 234V232L113 233H109ZM117 234V233H116ZM206 234V233H205ZM227 234H229V233H227ZM22 235V238H20V236ZM105 235V234H104ZM106 235H108L107 233H106ZM105 235V236H106ZM211 235V234H210ZM4 236H6L5 238H3ZM115 236V235H114ZM131 236V235H130ZM133 236H131V237H133ZM103 237V236H102ZM109 237V236H108ZM107 237V241L109 240V238ZM117 237H119V236H117ZM126 237V236H125ZM128 238H129V236H127ZM96 238V239H95ZM112 238H113V236H112ZM115 238V237H114ZM189 238H191V237H189ZM224 238H226V237H224ZM223 238V239H224ZM37 239V240H36ZM103 239V238H102ZM121 239H123V238H121ZM216 239V238H215ZM241 239V238H240ZM243 239V238H242ZM22 240V241H21ZM130 240V239H129ZM221 240V239H220ZM243 240H245V239H243ZM104 241H106L105 239H104ZM112 241H113V239H112ZM116 241V240H115ZM115 241H114V243H115ZM119 241V240H118ZM126 241V240H125ZM128 241V240H127ZM183 241V240H182ZM209 241V240H208ZM214 241V240H213ZM226 241V240H225ZM236 241V240H235ZM246 242H247V240H245ZM245 241H242V242H245ZM97 242H100V240H98ZM210 242V241H209ZM220 242V241H219ZM230 242H232V241H230ZM96 243V242H95ZM104 242L102 241V243L101 244H103ZM111 243V242H110ZM120 243V242H119ZM211 243V242H210ZM215 243V242H214ZM214 243H212V244H214ZM221 243H223V241H221ZM229 243V242H228ZM241 243V242H240ZM97 244V243H96ZM96 244H95V246H96ZM105 244V243H104ZM103 244V245H104ZM122 244V243H121ZM126 244V243H125ZM201 243L199 242V245H200ZM206 244V243H205ZM205 244H203L202 245V247L205 245ZM207 244H208V242H207ZM217 244V243H216ZM234 244H236V243H234ZM94 245V244H93ZM98 245H100V244H98ZM241 244H239L238 243V246H240ZM263 245V244H262ZM105 246H108V245H105ZM119 246H121V245H119ZM126 246V245H125ZM205 246H207V245H205ZM214 246H215V244H214ZM234 246V245H233ZM233 246H231V247H233ZM101 247V246H100ZM177 247V246H176ZM195 247V246H194ZM216 247V246H215ZM215 247H213V248H215ZM3 248V247H2ZM94 248H98V247H94ZM118 248V247H117ZM125 248V247H124ZM253 248V247H252ZM100 249V248H99ZM209 249V248H208ZM33 250H35V251H33ZM93 250V249H92ZM112 250V249H111ZM116 250V249H115ZM124 250V249H123ZM198 250H199V248H198ZM206 250V249H205ZM211 250V249H210ZM209 250V251H210ZM216 249H214L213 251H215ZM228 250H230V248L228 249ZM233 250H234V248H233ZM29 251H32V253H30ZM95 251V250H94ZM97 251H98V249H97ZM120 251V250H119ZM121 251H122V248H121ZM120 251V252H121ZM134 251H136L137 253L136 254H134L133 255V253H134ZM212 251V250H211ZM223 252H224V249L222 250ZM242 251V250H241ZM6 252H7V250H6ZM87 252L88 253H90L89 251H86L85 253H86V255H87ZM207 252H208V250H207ZM207 252H205V253H207ZM219 252V251H218ZM221 252V251H220ZM228 252V251H227ZM229 252H233L232 251V249H231V251H229ZM259 252H260V249H259ZM112 253V252H111ZM117 253V252H116ZM193 253H196V252H193ZM210 253H212V252H210ZM240 253V252H239ZM18 254V255H19ZM92 254V253H91ZM114 254V253H113ZM144 255V258L143 259H145V260H143V261H141V260H139V261H137L136 259H134V260H131L130 258H129V256H131V255H133V257H135V258H137V256L139 255ZM199 254H201V252H199ZM224 254V253H223ZM222 254V255H223ZM93 255V254H92ZM91 255V256H92ZM95 255V254H94ZM110 255V254H109ZM204 255V254H203ZM218 255H219V253H218ZM247 255V254H246ZM17 256V257H16ZM20 256V255H19ZM88 256V255H87ZM120 256V255H119ZM119 256H118V258H119ZM190 256V255H189ZM188 256V257H189ZM196 256H197V254H196ZM201 256V255H200ZM211 256H213L212 254H211ZM217 256V255H216ZM229 256V255H228ZM236 256V255H235ZM142 256H140V258H141ZM192 257V256H191ZM190 257V259L192 260L193 258H191ZM193 257H194V255H193ZM210 257V256H209ZM208 256H207V258H209ZM223 256H221V258H222ZM230 257V256H229ZM10 258V259H9ZM29 258V259H28ZM139 258V259H140ZM185 258V257H184ZM196 258H198V257H196ZM207 258H205V259H207ZM243 258V257H242ZM113 259V258H112ZM120 259V258H119ZM189 259V258H188ZM190 259H189V263L191 262V263H193L194 264V262H195V260H194V262L193 261H190ZM200 259V258H199ZM211 259H213V260H211ZM217 259H218V256H217ZM217 259H215V258H209V261H211L212 262V264L214 263H216V262H218L217 261ZM224 259V258H223ZM1 260V259H0ZM21 260V261H20ZM121 260L122 259H120V262H121ZM181 260V259H180ZM203 260V259H202ZM227 260V259H226ZM262 260H264V259H262ZM45 261V262H44ZM175 261H176V259H175ZM188 261V260H187ZM199 261H201V260H196V262H199ZM207 261H208V259H207ZM206 260H204V261H201V264L203 263L204 264V262H207ZM209 261L207 262L208 264H211V262L209 263ZM222 261V260H221ZM224 261V260H223ZM231 261V260H230ZM244 261V260H243ZM1 262V261H0ZM4 261L2 260V262H1V264L3 263ZM10 262V263H9ZM34 262H32V263H34ZM38 262V263H37ZM118 262V261H117ZM117 262H114V263H117ZM124 262H121V264H125ZM165 262V261H164ZM227 262V261H226ZM13 263V264H14ZM32 263H30V264H32ZM177 263V262H176ZM180 263H181V261H180ZM190 263V264H191ZM200 263V262H199ZM224 264L223 262H220V264ZM250 263V262H249ZM261 263V262H260ZM110 264H112V263H110ZM166 264V263H165ZM182 264H184L183 262H182ZM187 264H188V262H187ZM217 264V263H216ZM219 264V263H218ZM229 264V263H228ZM232 264V263H231ZM264 264V263H263Z\"/></svg>",
	"mask_w": 264,
	"mask_h": 264
}]
</instances>
